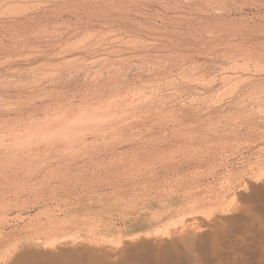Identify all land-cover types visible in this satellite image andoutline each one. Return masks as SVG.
I'll return each instance as SVG.
<instances>
[{
  "label": "rangeland",
  "instance_id": "1",
  "mask_svg": "<svg viewBox=\"0 0 264 264\" xmlns=\"http://www.w3.org/2000/svg\"><path fill=\"white\" fill-rule=\"evenodd\" d=\"M14 1H16V2H14ZM39 1H41V2H39ZM45 1L46 0H23V1L22 0H6V1L5 0L4 1L0 0V14L4 15V16L0 15V21H1V23H5V22H7L6 20L8 18H9L8 19V21H9L10 19L12 20L13 18H18L19 19L20 17H24V15H21V16L19 15L18 16L17 12L21 11V10H27L25 12H27L29 15H32V13L34 11L39 10V7L41 5H43L45 3ZM127 1H128V4H127ZM141 1H143L145 4H143V2L141 3ZM148 1H149V3H147ZM148 1L147 0L146 1L145 0H136V1L135 0H125V1H123L122 3H124V6H122V10L124 12L122 11V14H123L124 17L123 16L122 17L119 16V18H118V16H117V17H115L116 19H114V18L110 19V17L104 16L105 15V14H103L104 12H100V13H98V14H100L99 18H98V14H95L94 18L91 19V21H90V20L86 19V17H85L86 15L82 14L83 13L82 10H81V12L79 11V12L72 13L73 15L72 14H68L65 11L60 16H54V17L50 16L47 19L48 21L45 20L46 18H44L43 20L42 19L39 20V22L38 21H33L35 23H40V24H37V26L33 27L32 29H30L26 33V34L29 35V37L27 38L28 41L30 43H32V44H38V42L41 39V37H38L36 35H40L39 34L40 31H41L40 32L41 34H44L46 32L49 33V31L53 30L54 27H56V28L60 27L59 29H61L63 31H65V29H66V31H65L66 33L64 32V34H65L64 35L65 36L64 40L66 39V37H71L70 38L71 40H65L66 42L64 41V44H66V45H68L67 43H69V44L76 43L78 45L79 44L78 42H80V45H82L83 41H85L83 43V45H85L86 41L87 40L89 41L90 39L91 40L89 42H93L94 39H92V38L93 37L95 38V36H93L94 34L98 35V37L96 36L97 37V41H98L99 38H100L99 40H102V39L105 40V38H106L107 41L105 40V42L104 41H102V42H103V44L107 42L108 45L111 42H113L115 40V38L117 40H119L118 42H123V43L125 41L124 38H126V37L128 38L127 41H129V40L130 41L131 40L134 41V40H137L138 38H140V40L138 39L137 41L138 42L142 41V43H139L141 45H143V43H144V45L147 48L146 47H142V48L146 49V52L143 49H141L142 51L141 50L140 51L136 50L135 53L137 55H134L133 54L134 52L133 53L130 52L129 49L128 50L127 49L122 50L121 51L122 54L120 52L121 55L118 56L119 58H124V57L132 56V55H134L135 58L132 56L133 58H131V59L132 60L134 59L133 60L134 62L131 61V62L127 63L129 68H130L129 69L130 71L129 70L125 71V73H123L122 76H119L118 78H117L116 72H115L116 69L114 70V72H112L113 68H111V66H110L111 59L112 60L115 59V61H116L118 59V57L114 56L113 54L110 55L111 52L108 53L105 50L104 51L100 50L101 52H98V51L94 50V52H96V53H94L93 51L85 52L83 50L84 52L82 51L80 53L82 55H78L77 54V58L78 57L79 58L78 59L76 58V60L78 62L74 61L76 56L70 55V57L68 59L72 60L73 59L72 57H74V60H73L74 62L73 61L70 62V63H72V64H70V66L72 68L68 67L69 70L64 68V67L55 69V66H57L56 64H61V63H63V61L67 60V58L65 60H63L64 59L63 57L62 58L58 57V58L54 59L53 61L55 63L53 61L47 59V58H39L38 60H35V61L34 60L33 61H27V60L21 59L19 57H18V59H17V57L15 59V57L13 55L16 56L17 54H14V53H16V49H13L14 48L13 43L15 44L14 41H17V40L13 39V42H11L10 40H12L11 38H15L16 39V38H20V37L22 38L23 36H21V32L20 31H16L14 29H13L14 31L12 29H10V30L3 29L4 32L6 30H8V32L6 31L4 33L2 28H1L3 33L0 30V39L5 41L4 43L7 44L8 48L13 49V52L10 53V51H12V50H8L7 53L1 54L2 56L0 55V57H1L0 62L4 61L3 64L5 66H6L5 61L8 58L14 59L15 62L16 61H18V62L13 63L14 60L10 61V63L13 61L11 64L9 62L8 63L6 62L11 71L8 70L9 68L7 66L5 68V66L3 64H2V67H3L2 68L1 64H0V67H1L0 68V72L2 73V74L0 73V91H1L0 92V99H2L4 97L6 98V100L4 98L3 100L0 101V107H1L0 108V112H2V114L4 113V115H5V112L7 110L8 112H11L12 115H14V113H15L14 116L18 115L17 117H19V118H20V116L21 117L24 116L22 119L21 118L20 119L17 118L18 121L16 119H13V121H15V122L16 121L19 122V120L20 121L27 120L29 117H31L30 119L34 118L35 120H36V118L39 117L37 119V120H39L42 116H43L42 118L45 117L44 116V112H43L44 110H46V112H45L46 114H51L53 112V110H55L56 108L57 109L63 108L65 105H66V107L70 106L71 104H76V103H77V106L79 105L80 107L84 106V105H87L88 103H90L92 105L94 103H97L98 100H100V98L101 99L103 98L106 101L107 96L110 97L111 95H115V93L117 94V92H120L122 95H125L127 93V95H128V97L126 98L127 100L125 98L121 99V101H122L121 103L123 104V107H121V108H125L126 107L125 103H124L125 101L127 103L128 101H131L129 99L133 98L132 101L134 99L137 101V104H135V107L137 108L139 106V104H140V107L143 110H145V109L149 110V109H153V108L154 109L155 108H166L164 110L168 109L169 111H172L173 109H175L176 113H177V111H179L181 113V112H183L182 109H184V112H183L184 114L182 113L181 115L179 114V116H178L181 119L180 124L183 122L182 125H186L187 128L189 127L188 129L189 130L191 129L194 132V134H196L198 136L197 138L193 139L194 141H191V143L195 144L196 146L201 145L200 149L197 151V154H196V155H198V158L201 157V155L203 156L201 158V161H199L200 159L198 160V158H197V160H195L196 158L195 159L193 158L194 159V161H193V159L190 156H189L190 157L189 161L183 160L185 162V163L183 162V164L181 163V161H177L178 163L176 161L175 162L174 161H170L172 163L170 165V162H169L170 167H168L169 165H167L168 162H167V164L165 163V166L167 165L169 170H167V169L163 170L162 168L164 167V165H163V167L160 168L159 166H162V165L158 164L157 167L160 168L158 172H160V173L156 172L157 171L156 168H155L156 171L155 170H153V171L152 170H148V172L151 171V175L150 176L151 177L154 176V178H152L153 180L155 179L154 181L152 179L151 180L149 179L150 176L148 175V172H145V173H147L146 175L149 176V177L147 176L148 178H146L145 176H143L141 174H138V175H140V177H139L137 175L136 171H134L132 173L134 175V177L131 175L133 179H131V176H129V177L128 176L127 177L126 176H124V177L115 176L113 178H108L106 180L104 179L105 181H107V183L105 181H103L102 179L99 180L98 178H96L94 180L93 179H91V180L90 179H87V180L84 179L85 182H89V183L83 182L84 186L82 185V187H80V184H82L81 182H82L83 179L82 180H77V181L74 180V182L72 181L70 183V185L69 184L67 185L68 191H66V189H62V191L64 190V192L60 191L59 194H56V196L54 195L56 198H54V196L51 195L50 197L47 198V200H46L47 202L45 201L46 203L45 202L42 203L43 205L42 204H38L34 208H32L30 211L29 210L22 211L20 216L21 217L24 216V219L23 218L20 219L21 218L20 216H18V217L15 216L16 217L15 218L13 215H16L15 214L16 212L11 214V217H14V219L11 222V224L13 223L14 225H11V226L7 225L6 226L7 227L6 231L9 234L7 235V234H5L6 232H4V234L6 236L3 234L2 236L4 238L0 239V254L2 255V257H0V264H8V263L9 264H17L18 262L21 261V259H23L24 262H27V261L31 262V261H34V260H41V261H43V260H51V258H54L56 256H58V259H60L62 262H64L65 260H68L65 257L71 258V259L75 258V257L79 258V259L82 258V260L80 259L81 260L80 261L81 264H86L91 259L94 260L93 262H95L97 264H154V263L155 264H164L163 261L167 262V260H168V262L165 263V264H176L174 262H171V263L169 262V261L172 260L171 256L174 253H176V252L178 253V251H180L181 254H184V251H187V250H188V253H190L189 251H191V253L193 252L194 254H196L200 258V260H198V262L196 264H231V263L232 264H264V257H263L264 256V253H263L264 252V204H263L264 203V172H263L264 171V163H262V161L264 162V127H263L264 126V58H263L264 57V49L261 50V47L262 48L264 47V43H263L264 42V28H262V25L264 27V24H263V21H264L263 20L264 19V6H263L264 5V1L263 0H251V1L250 0H227V1L226 0H217L218 3H216V0H210V1L208 0L211 4L207 0H182L183 2L181 0H156V1L155 0H148ZM150 1H152V2L150 3ZM166 1H168V2H166ZM252 1H254V2H252ZM2 2L5 3V4H3ZM46 2L48 3V1H46ZM162 2H163V5H162ZM176 2L178 3L179 6L176 5ZM191 2H193L192 5H190ZM195 2H196V4H195ZM224 2H225V4H224ZM16 3L18 5V8L21 7V8H24V9H21V8H20L21 10L18 9ZM47 3H45V5H47V6L51 5L50 2H49V5ZM125 3H126V5H125ZM139 3H140V5H139ZM167 3H168L169 6L167 5ZM208 3H209V5H208ZM221 3H223V4H221ZM259 3H261V4H259ZM19 4H20V6H19ZM129 4H132L133 6H135V8L132 5L129 6ZM158 4H159V6H158ZM160 4H161V6H160ZM212 4H214V5H212ZM229 4H231V5H229ZM237 4H239V5H237ZM14 5L16 6V8H15ZM120 5H123V4H120ZM137 5H138L139 8L137 7ZM181 5L183 7H181ZM184 5H186V6H184ZM205 5L207 6V8H206ZM5 6L7 8L9 6L10 9L9 8L7 9ZM131 6H132V8H131ZM151 6H153V7H151ZM195 6H196V8H195ZM250 6H252V7H250ZM4 7H5V11H4ZM127 7L131 8L129 10V12H128ZM174 7L175 8L178 7V8H181L183 10H181V9H177L176 10ZM218 7H220L221 10ZM145 8H147V9H145ZM224 8H226V9H224ZM125 9H127V11ZM136 9L137 10H141L142 12L141 11H137ZM148 9H150V10H148ZM196 9H198V10H196ZM2 10H3V12H2ZM154 10H157L159 12L154 11ZM185 10H187V11H185ZM202 10H204V11H202ZM205 10H207L208 13ZM216 11H218V12H216ZM137 12H139L140 14L139 13L137 14ZM143 12H145V13H143ZM150 12H152V13H150ZM75 13L78 14L77 16H79V15L80 16L79 17L74 16V15H76ZM119 13H121V12H119ZM145 14H146V16L144 17ZM222 14H224V15H222ZM33 15H35V14H33ZM117 15H121V14H117ZM139 15H141V16H139ZM174 15H176V16H174ZM69 16H72V17H69ZM172 16H174V17H172ZM190 16H193L194 19L192 17H191L192 18L191 19ZM197 16H199V17H197ZM130 17H132V19ZM212 17H216L215 20ZM217 17H220L221 19H223V17H224V19H223L224 21H222V22H225V20H226V22L225 23H220L219 21H221V20L219 18H217ZM77 18H79L80 20L77 19ZM186 18H188V19H186ZM205 18H207L208 20L205 19ZM209 18H212V19H209ZM172 19H174V20H172ZM227 19H231V20H228V21H231V22H228ZM4 20H5V22H3ZM149 20H150V22H149ZM241 20L243 22L247 21L249 24L247 23L248 25H245L246 22L242 23ZM168 21H170V22H168ZM171 21L174 22V23H172ZM184 21H185V23H184ZM188 21H190V22H188ZM216 21H217V23L219 25L217 23H215ZM238 21H239V23H238ZM80 22L81 23H93V24H91L92 27L89 26V27L83 28V30H81L80 32L78 31V33L75 31L76 34L75 33H73V34H75L76 36L73 35L72 33H71L72 35L71 34L67 35V32L69 31L68 29H71L72 27H74L75 23H80ZM126 22L128 23V25L126 24ZM134 22L135 23H139V24L135 25ZM141 22H144V23H141ZM235 22H237V23H235ZM68 23L71 24V27L69 26L70 28L65 26ZM109 23H111V24H109ZM115 23H117V24H115ZM121 23L122 24L124 23L125 26L122 25ZM170 23H171V25H170ZM70 24H68V25H70ZM243 24H244V27L248 26V27H245V30H244V28H242ZM59 25H61V26H59ZM93 25H94V27H93ZM104 25L105 26L107 25V26L105 27ZM159 25H161V27ZM175 25L176 26L178 25V26L175 27ZM253 25L255 27H253ZM259 25L261 26V28L260 27L258 28ZM41 26L42 27H46V29L45 30H41V29H44ZM57 26H59V27H57ZM101 26H104V27H101ZM155 27H157V28L155 29ZM169 27H170V29H168ZM172 27H174V28H172ZM227 27H228V29H226ZM251 27H253L255 29H253ZM101 28H102V30H101ZM37 29H39V30H37ZM85 29H87V30L85 31ZM97 29L101 30V31L99 32ZM111 29H115V31H119V34H118V32L115 33V31H112ZM180 29L183 30L184 33H182V31ZM221 29H223V31ZM234 29H235V31H234ZM47 30H49V31H47ZM109 30H111V33H110ZM120 30H122V31H120ZM130 30L132 31V34H130L131 33ZM248 30H251V31H248ZM37 31H38V33H37ZM87 31H88V33H87ZM107 31H108L109 34L107 33ZM123 31H125V34H124ZM133 31H135V32H133ZM190 31H191V34H190ZM30 32H31V34H30ZM120 32L123 33L124 35H127L126 34V32H127L129 35L124 36V38H122L120 40V39H118V37L120 35H122V34H120ZM187 32H188V34H187ZM197 32H199V33H197ZM89 33H90V35H89ZM101 33H103V34H101ZM2 34H4V35H2ZM12 34H13V36H12ZM16 34L20 35V36H17ZM79 34L82 35V36L80 37ZM106 34H108L109 36H111V35L112 36L109 38V36L106 35ZM133 34H134V36H133ZM115 35L116 36L118 35V37H116ZM3 36L7 37V41L5 40L6 37H3ZM85 36H86V38H83ZM153 36H155L156 38L153 37ZM159 36H162V37H159ZM59 37H61V36H59ZM112 37L113 38L115 37L114 40H113ZM121 37H123V35ZM121 37H119V38H121ZM166 37H167V40L168 39H174V40H171V42L172 41H174V42L171 43L170 40H169V43H167V40L166 41L164 40V38L166 39ZM175 37L176 38L178 37L180 39H178V38L176 39ZM194 37L197 38V39H195ZM132 38H136V39H132ZM42 39H43V37H42ZM52 39H54V38L52 37ZM84 39H86V40H84ZM108 39H112L111 42L108 41ZM181 40H182V42L184 41V43H182ZM70 41L71 42L73 41V43H71ZM97 41H94V42H97ZM130 41H129V43H131V44H129V45H132L133 42H130ZM143 41H145V42H143ZM163 41H164V44H163ZM175 41H176V44H175ZM177 41L179 42V44L177 43ZM9 42L12 43V45H10ZM89 42H87V43H89ZM98 42H100V41H98ZM118 42L115 41V42H113L111 44L118 43ZM149 42H151V43H149ZM158 42L160 44L162 42V44L160 45ZM156 43H158V44H156ZM166 43L169 44V45L166 46L167 45ZM170 43H171V45L175 44V46H171ZM201 43H203V44H201ZM98 44H100V43H98ZM103 44L101 46H103ZM106 44H104V45H106ZM150 44H152V45H150ZM180 44H182V46L185 45L184 48L182 46H180ZM242 44H244L246 48L249 47L250 51L248 52L247 51L248 49H246L245 47H244L245 48V50H244L243 49L244 45H242ZM80 45H78V46L80 47ZM120 45H122V44H120ZM147 45L151 46V49H148ZM153 45H154V47H153ZM159 45L161 47L164 46L163 49ZM176 45H178V46L176 47ZM250 45H252V46L254 45L253 46L254 48L252 46L250 47ZM63 46H65V45H63ZM63 46H62V48H63ZM74 46H75V44H73V46H71V48H75L76 47V46L75 47ZM132 46H129V47L133 48ZM240 46H242V47H240ZM152 47H153L154 50L152 49ZM165 47H167V48H165ZM169 47H172V48H169ZM185 47H187V48H185ZM239 47L242 48L246 52L241 51L242 49L240 50ZM64 48H66V47H64ZM140 48L137 46V49H140ZM175 48H178V49H175ZM250 48H252V49H250ZM254 49H259V50L258 51L255 50L254 51ZM14 50H15V52H14ZM148 50H151V52H148ZM251 50H253L252 52H253L254 55L251 53ZM125 51H127V53ZM196 51H197V53H196ZM225 51H227V52H225ZM259 51H261V54H263V55H260ZM262 51H263V53H262ZM27 52L29 53V51H27ZM27 52H26V54H27ZM88 52H90L91 56L89 54L88 55L85 54V53H88ZM104 52L105 53L107 52V53L105 54ZM123 52L125 53L124 55H123ZM9 53H10L9 56L12 55L11 57L8 56ZM149 53L151 55H149ZM159 53L161 54L162 58L159 57L160 56ZM169 53H170V55H169ZM225 53H228V54L225 56L224 55ZM231 53H232V55L234 57L231 56ZM246 53L248 55H250V56H248V55L246 56ZM66 54L67 53H65V55ZM152 54H155V55L152 56ZM156 54L157 55L159 54V55L157 56ZM163 54L165 56L167 54V56L165 57ZM175 54H176V56H174ZM188 54H189V56H188ZM6 55H7L8 58L6 60H3V58L4 59L6 58ZM65 55H64V57H65ZM177 55L182 56V57L184 56L183 58H185V59H182L181 57L178 58ZM214 55H216V56H214ZM228 55H230V57H228ZM240 55H241V57H240ZM155 56H157V58ZM242 56H244V57H242ZM97 57H99V61L101 62L100 63L101 65L99 64L98 60L97 61L95 60V59H98ZM102 57H103V60H102ZM137 57H139V58H137ZM158 57H159V59H158ZM167 57H169V58L167 59ZM172 57H175V58H172ZM254 57H256V58H254ZM84 58H87V59L89 58L88 60L85 59L88 62L94 63L96 61V63H98V64L96 65V63H94L95 65H93L92 63L89 64L88 62H86L88 64H85V67H84V65H82L83 62L85 63ZM105 58H107V59H105ZM141 58H143L144 60L141 59ZM153 58H155V59H153ZM257 58H258V60H257ZM93 59H94V61H93ZM139 59H141V60H139ZM160 59H162V60H160ZM21 60H22V62H21ZM61 60H63V61H61ZM44 61H45V63L48 61L47 63H49V64H47V63L45 64ZM59 61L61 63H59ZM80 61H83V62L81 63ZM103 61H104V64H103ZM143 61H144V64H145L144 65L145 69L136 65V64H138V62H143ZM157 61H159L160 63L162 62L163 64L162 63L160 64ZM244 61L249 62V63L245 62L246 63L245 64ZM31 62H32V65H31ZM66 62H68V60ZM66 62H64V63H66ZM75 62H77V64ZM79 62L81 64V66H80ZM113 62H114V60H113ZM64 63L62 65H64ZM73 63H75L77 65L76 66L74 64L75 65L74 68H73V66H74ZM174 63H176L177 65L175 64L176 65L175 66ZM178 63H180L181 65L178 64ZM258 63H260V64H258ZM9 64L13 65V66L10 67ZM17 64H19V65H17ZM37 64H38V66H37ZM158 64H160V66L162 68ZM164 64H165V66H164ZM171 64H172V66H171ZM248 64H250V65H248ZM16 65L18 66V71L20 70L19 68L22 67L21 71H20V73H22V74H20L19 72L16 71L17 68L16 69L14 68L15 71H14V69H12L13 67H16ZM50 65H52V66H50ZM91 65H93V66H91ZM105 65H108V67L106 68ZM131 65H133V66H131ZM243 65H244V67H243ZM245 65H247L246 68H245ZM79 66H80V70L78 69ZM95 66H97L99 69L98 68L95 69L96 68ZM100 66H103L104 68L103 67L101 68ZM157 66H159V67H157ZM134 67H136V68H134ZM137 67H140V68H137ZM154 67H157L158 69L155 68L156 69L155 72L153 71V73H152V69L154 70ZM190 67H191V71H190ZM221 67H223V68H221ZM260 67H262V68H260ZM26 68L28 70L29 69L30 70L34 69L36 71H30L29 70V72H30V74H29V72H28V70ZM82 68H84V69H82ZM108 68L109 69L111 68L112 71L109 70ZM159 68H161V70ZM165 68L168 71H166ZM247 68H248V70H247ZM57 69L58 70L61 69V70L58 72ZM147 69H149V73L150 74L147 73L148 72ZM150 69H151V72H150ZM2 70H3V72H2ZM94 70L95 71L97 70V72L94 73L93 72ZM131 70H132V73H131ZM158 70H160V71L158 72ZM187 70H188V74L187 73L184 74V71L187 72ZM161 71H163L162 72L163 74L160 73ZM172 71H174V72H172ZM4 72H5V76H4ZM6 72H8V73H6ZM10 72H12V74ZM24 72L26 73V75H25ZM31 72L32 73L36 72V73L34 75ZM41 72H42V74H41ZM86 72H87V74H88V76L90 78L87 76ZM98 72H99V74H101L100 76L98 75ZM110 72H112V73H110ZM156 72H158V73H156ZM203 72H205V73H203ZM258 72H260V73H258ZM23 73H24V75H23ZM50 73H52V74H50ZM57 73H59V74H57ZM92 73H94L93 76L94 75H96V76H94V77L90 76V75H92ZM105 73H108V74H106L107 76L105 75ZM154 73L157 74V75H154ZM171 73H174V74H171ZM215 73H217V74H215ZM17 74H20V76H18ZM43 74H45V75H43ZM84 74H86V75H84ZM178 74L179 75L181 74V76H178ZM186 74H187V76H186ZM191 74H192V76H191ZM203 74L204 75L206 74L205 77H204ZM9 75H10V77H9ZM16 75H17V77H16ZM30 75H32V76L34 75V76L31 77ZM112 75H114V76H112ZM226 75H228V77ZM1 76L4 77L3 80H1L2 79ZM27 76H28V78H30L29 80L27 79ZM69 76H70V78H69ZM108 76H110L113 80L111 78H109L110 80H112V81H110L108 79ZM131 76L134 77V80H132V81L130 80V78H132ZM149 76H151V77H149ZM175 76H176V78H175ZM188 76H190V77H188ZM234 76L236 78H234ZM50 77H52V79H49ZM61 77H62L63 81L60 80ZM91 77L92 78L100 77L98 79H99V82L101 84L99 82H97L98 79H96V78L95 79L97 81L95 79L91 80ZM105 77H106V79H104ZM124 77H127V78H124ZM138 77H140V78H138ZM164 77H165V79H164ZM183 77H185V79ZM221 77L222 78L224 77L225 80L224 79L223 80L220 79ZM251 77L254 78V79H252ZM88 78L92 82H90L88 80ZM116 78H117V81L115 80ZM142 78H144V79H142ZM172 78H174V79H172ZM211 78H213V79L210 80ZM13 79L15 80V82H14ZM33 79H36L35 80V84H34V80ZM176 79L177 80L179 79V82H177ZM214 79H215V81H213ZM20 80H21V82H20ZM39 80H41V81H39ZM51 80H52V82H51ZM100 80H102V82ZM163 80H165L164 83H163ZM182 80H183V82H182ZM185 80H187V82ZM7 81H8V83H7ZM9 81H12V84ZM55 81H56V83H55ZM136 81H138V82L141 81V82H139L141 85H139L138 82L136 83ZM157 81H159V82L155 83ZM202 81H205L206 84H205V82L202 83ZM228 81L229 82L231 81V82L228 83ZM244 81H246V82H244ZM31 82H33L34 85H32ZM66 82H67L68 85L65 84ZM87 82H89L88 86L85 85V84H87ZM123 82L124 83L126 82V83L124 84ZM146 82L147 83L149 82L152 85L151 84L148 85ZM19 83H20V85H19ZM59 83L61 84V86H59L60 85ZM92 83H94L95 87L97 86L96 89L93 87ZM117 83H119V84H117ZM134 83L136 85V88H135ZM171 83H174V85H172ZM4 84L7 85V86H5ZM15 84H16V86H15ZM17 84H18L19 87H21V89H23V91L19 87H17ZM26 84H28V86ZM54 84H56V85H54ZM79 84H80V86H79ZM82 84H83V86H82ZM103 84H105V85L103 86ZM110 84H112L113 86L110 85ZM235 84H236V86H235ZM1 85L5 86V87H3ZM21 85H26V86H25V88H23L24 86L22 87ZM31 85H32V87H31ZM45 85H47V86L45 87ZM101 85L103 86V88H102ZM125 85H128L129 87L128 86L126 87ZM167 85H169V86H167ZM12 86L13 87L15 86L17 88L14 87V90H13ZM57 86L59 88L61 87L63 89L65 87L66 88L64 90L60 89V91L62 92L61 93L60 91L57 92V90H58ZM73 86H74V88L77 87L78 89H74ZM81 86H82V88H81ZM120 86H122V87H120ZM152 86H153V89H152ZM172 86H175V87H172ZM178 86H179V88H178ZM35 87L36 88L39 87L40 89L39 88L36 89ZM68 87H69V89H68ZM231 87L232 88L234 87L233 88L234 91L231 90L232 89ZM4 88H6V89L10 88V89H7L8 90L7 91L6 89L4 90ZM18 88H19V90H18ZM47 88H49V89H47ZM52 88L54 90H52ZM84 88L85 89L86 88H88V89L91 88V89H89V90L86 89L87 90L86 91ZM98 88L100 89V91H99ZM180 88H181V90H180ZM226 88H229V90H231V91H228V89H226ZM45 89H47V90H45ZM50 89L53 92H51ZM70 89L75 90V92L74 91L70 92L71 91ZM92 89H95V92ZM97 89H98V91H97ZM115 89H117L116 92H115ZM126 89H127V92H125ZM136 89L140 90V91H137ZM33 90L36 91L38 94L41 93L40 96L45 94L44 95L45 97L41 96V98L43 97L44 99H40V96L36 92H34ZM43 90H45V91L43 92ZM81 90L83 92L85 90L86 93L85 92L81 93L80 92ZM224 90H227V91H225V92H227V94H225L223 92ZM5 91L8 92V93H6ZM15 91L19 95H17L15 93ZM96 91L99 92V93H97ZM108 91L110 92V94H109ZM111 91H112V93H111ZM141 91H142L143 94L141 93ZM49 92H51L50 94H52L53 99L56 98V95H57V97L60 94H61V96L62 95L63 96L62 97L59 96L60 100H58V98H56L55 100H52V98L48 99L46 96H48L47 94H49ZM64 92H67V93H65V95H64L63 94ZM133 92H134V94H131ZM150 92H151V95L149 94ZM164 92H167V93H164ZM11 93H13V94H11ZM58 93H60V94H58ZM71 93L73 95H75V96L71 97L72 96ZM87 93H88V95H86ZM89 93H91V94H89ZM123 93H125V94H123ZM35 94L39 98H37V96H35ZM84 94H85V96H84ZM93 94H95L96 96L93 95ZM97 94L100 95V96H97ZM105 94L106 95L108 94V95L106 96ZM156 94H157V96H156ZM244 94H245V96H244ZM260 94H261V96H260ZM4 95H6V96L8 95V97H6ZM9 95H10L12 101H15L12 98H15L16 101H17V99H19L17 101V103L16 102L15 103L12 102L10 100V98H9ZM16 95L19 96V97H17ZM22 95H23V97H22ZM31 95H32V97H34V99L32 97H30ZM66 95H68V97H70L69 100H68V97ZM140 95H142V96H140ZM197 95H199V96H197ZM207 95H208L209 98L207 97ZM24 96H26V97L23 100ZM82 96L86 97L84 99V102H83V97ZM145 96L148 97V98H146ZM20 97L22 98L23 102L21 101L20 104H19V101L21 100ZM35 97L37 98V100H36ZM76 97H77V99L80 102H78V100H76ZM8 98H9L10 101H8ZM26 98H27V100H26ZM28 98L30 100H28ZM31 98H32V102H31L32 104L30 103ZM62 98H63V100H62L63 102L66 101L64 106L62 105L64 103L61 102ZM66 98H67V100L64 101V99H66ZM161 98H163V99H161ZM194 98H196V100ZM203 99L205 101H207L208 103H206ZM220 99H223V100L221 101ZM259 99H260V101H259ZM47 100L49 101V104H48V102H46ZM50 100H51V102H50ZM102 100L100 102H102ZM119 100L120 99H118L117 102H119ZM138 100H140V102H138ZM257 100H258V102H257ZM3 101H4V103H3ZM5 101H7L8 104ZM53 101L55 102V104H54ZM58 101H60L59 104L60 103H62V104L61 105H59L58 103L56 104V102H58ZM217 101L219 103H217ZM25 102L28 103V104L26 103L28 105V107L25 105ZM34 102L37 103V104H35ZM67 102H69V103H67ZM74 102H76V103H74ZM22 103H24V104H22ZM39 103H42V105H45V103H46L48 107L46 105L42 106ZM52 103L55 106H53ZM84 103H86V104H84ZM128 103H130V102H128ZM202 103H203V105H202ZM230 103H232V104H230ZM251 103H253V104H251ZM6 104H7L8 108L11 107V106L9 107V105H13V104H14L13 106H15V107L19 106L20 110H16L18 108H15L13 106H12V108H10V110H8L7 107L3 108V106H5ZM21 104L24 105V106L21 107L22 106ZM56 105H58V106L56 107ZM25 106H26V108H25ZM37 106H39L40 108L37 107ZM222 106L225 107L224 109L227 110V113L228 112H232L234 116L238 115V116L235 117V118L238 117L237 120L236 119H232V118H231L232 119L231 120V119H229V117H227V118L226 117H222V119H220L221 117H218V114H219L218 110H220V107H222ZM20 107L23 108L24 110L21 109ZM45 107L48 110H50L51 112L48 111ZM50 107H53V108L56 107V108L53 109V108H50ZM70 107H72V105ZM73 107L76 108L75 105ZM140 107H138V108H140ZM172 107H174V108H172ZM248 107H250V108H248ZM28 108H30V109H28ZM42 108H44V110H42ZM4 109H6V110H4ZM51 109H53V110H51ZM1 110H3V111H1ZM14 110H16L17 113ZM21 110H23V111H21ZM29 110L31 112H33V111L34 112L31 113ZM56 110H55V112H56ZM24 111L28 115L30 113L31 116L26 115ZM190 111H192L193 114L194 115L196 114L198 117H196V115L194 116L192 114V112H190ZM209 111L210 112L212 111L211 113H214V114H211ZM185 112L188 115H186ZM234 112L235 113L238 112V113L235 114ZM248 112H249V115H248ZM259 112H261V113L259 114ZM34 113L37 114L38 116L36 115L37 116L36 117ZM42 113H43V115H42ZM208 114H209V117L211 115L219 124H220V122H222L223 125L220 124V128H219L221 130L226 129V128L227 129H229V128L230 129L231 128L232 129H236L237 128L236 130H238V132H234V134L233 133H230V134L228 133V138H229L228 141H230V143L225 139L226 143H225V141H222L223 145L221 147H220L219 143L216 144L218 141L216 139H214L212 136H210L212 134H210L211 131L208 130L209 127H210V126H208L210 124V122L208 123L206 121L209 118ZM239 114H241L242 116L239 115ZM203 115L205 117L207 115V117H208V118H205L204 121H203V119H204ZM26 116H28V117H26ZM184 116H185V119H184ZM1 117H0V119H1ZM3 117H2L1 120L4 121ZM181 117H183V119ZM244 117H246L245 120H244ZM6 118L7 117H5V119ZM42 118H41V120H42ZM192 118H194V120ZM198 118H200V121H199ZM169 119L167 121H165V124H164V121H163L162 125H165V126L167 125L165 127L167 129V132L169 131L173 136H175L174 133H172L173 130L171 129V128H173L172 124H174V123H173V121H171L172 119L171 120H169ZM214 119L211 122L215 123ZM10 121H12V120H10ZM10 121H9V123H7V125L8 124L10 125V123H11V125H10V128H11V126L13 125L14 122L12 123ZM195 121L197 123H195ZM208 121H210V120L208 119ZM235 121H237V124L235 123ZM167 122H168V124H167ZM177 123L178 122L175 123V127H176ZM218 123H215V124L219 125ZM244 123H246V124H244ZM192 124H193V126H192ZM202 124H204V125H202ZM226 125H228V126L226 127ZM233 125H235V126H233ZM4 126H5V124H4ZM200 126H201V128H200ZM256 126H258V127H256ZM179 127H181V126H179ZM202 127H204V128H202ZM251 128H253V130ZM144 129H145L144 127H141L139 129V131H137V133L138 134H144L146 136L148 135L149 138L157 137L158 136L157 134H159L158 130L157 131H151V132L148 131L149 132L148 133ZM244 131H246V132H244ZM252 132H254V133H252ZM87 135L85 137L88 138V139L90 138L89 140L92 142V140L94 139L93 137H95V135H92V134L91 135L89 134L88 136ZM229 135H230V137H229ZM233 135L234 136L236 135L235 136L236 138L233 137ZM49 136L48 137L46 136V137H43V138L44 139L48 138V141L51 140V141H49V143L50 142L54 143L55 140H56L55 143H58V144L51 143V144L54 145V146L52 145L53 147L51 146V148L53 150L52 149L50 150V148H49L50 146L47 145V143H46L45 146H47L48 149H46V147L44 145L40 144V146H39L37 143H41V140H40V142H34V143H32L33 141H30V144H28V146L30 145V147H32L36 143L35 146L37 147L36 149H34L33 147L30 148V149H32L30 151V153L36 154L35 150H37L36 152H38V151L40 152V153H38V156H40V154H41V156L43 158H47V156L57 155L58 153H60V151H58V149L61 146H63V144L65 143L64 142L65 140L63 139L64 141H61L62 138L60 139V136H59L58 138L60 140L57 141V139H58L57 137H56L57 139H55V138L52 139V137L50 136L51 137L50 138ZM209 136H210V138H208ZM247 136H250V137H247ZM91 137L93 139H91ZM182 138L183 137H178L176 135L175 137H173L172 140L170 139L171 141H169V145H171V146H169V147L167 146L166 147L169 150H167L165 148V151L167 150L168 152L167 151L166 152L169 153V154H176V153H174L175 151L177 153L179 152L176 155V158H174L175 160L177 158L179 159L180 154H182V149L184 150V149L187 148L186 150H184L187 153L186 155H191L190 149H189V146H188V144L190 143L189 142L190 139H186V141H185V138H183V139ZM199 138H202V139H199ZM4 139H5L6 142L8 141V143H10L13 140V139H11L10 142H9V137L8 138L6 137ZM206 139H209V141L207 140V142H206L205 141ZM45 140H47V139H45ZM232 140H233V142H232ZM0 141H1V139H0ZM42 141H44V140H42ZM59 141H61L62 143L60 144ZM248 141H250V142H248ZM44 142L42 144H45ZM79 142L76 143V141H75L74 143L76 145V144H80ZM95 142H97V141H95ZM227 143H228V145H227ZM247 143H249V144H247ZM239 144H240V146H238ZM56 145H58V146H56ZM38 146H39V148H38ZM42 146H43V148H42ZM77 146H79V145H77ZM77 146H75V147H77ZM216 146H217V148H216ZM44 147H45V149H44ZM57 147H59V148H57ZM206 147H208V148H206ZM55 148H57V149H55ZM28 149L26 148L25 150H28ZM62 149H63V147H62ZM171 149H172V151L170 153L169 151ZM33 150H34V152H33ZM59 150H61V148ZM202 150H204V151H206V153H208L206 157H204L206 153L202 152ZM218 150H220V151L218 152ZM27 152H29V151H27ZM44 152H45V154H44ZM216 152H218L219 154L216 153ZM42 153H43V155H42ZM54 153H56V154H54ZM211 154H213L214 156L211 155ZM236 154H238V155H236ZM182 155H181V157H182ZM196 155H195V157H196ZM41 156L39 158H42ZM221 156H222V158H221ZM189 157H186V158H189ZM203 159H205V160H203ZM188 162H190V163H188ZM199 163H200V165H199ZM211 163H213V164H211ZM176 164H179V165H176ZM171 166L172 167L174 166V168H172ZM210 167H211V169H210ZM141 169H145V168L142 167ZM172 169H174V170H172ZM196 169H198V170H196ZM261 169H263V170H261ZM195 170H196V172H195ZM152 173H154L155 175L154 174L152 175ZM163 173H164V175H163ZM262 173H263V175H262ZM171 174H174V175H171ZM158 175L160 176V179L158 178L160 180L159 184H157V182L159 181V180H157V176ZM257 175H259V177ZM137 176L140 179L137 180V178H136ZM232 177H235V178H232ZM114 179H115V181H114ZM88 180H90V181H88ZM92 180H93V182L96 181L95 183H91V184H94V186L90 184V182ZM112 180L114 181L113 182L114 186H115V184L118 181L119 184H116V186L119 185L120 189H117L116 186L115 187L113 186V184L111 182ZM131 180L132 181L134 180L135 182L137 181L138 184L143 185V186L136 185L137 182L134 183V181L131 182ZM139 180L142 181V182L140 183ZM149 180L153 181V182L151 183V182H149ZM172 180H174V181H172ZM78 181H80V182L76 183ZM98 181H101L103 184L101 185L100 184L101 182L98 183ZM108 182H109L110 185L108 184ZM168 182L170 183V186H169ZM171 182H174V183H171ZM121 183H123V184H121ZM132 183L134 184V186H132ZM153 183H154V185H158V186H154L153 185L154 188L156 187L154 191H153L152 188L149 189V184L151 186ZM72 184L73 185L76 184L75 187L77 189L75 187H73ZM87 184H88V187H87ZM105 184H108L107 187H106ZM145 184L148 187L144 186ZM100 185H101V187H99ZM124 185H126V186H124ZM176 185L179 188H177ZM120 186L124 187V188L122 187L124 191L121 189ZM70 187L72 189L69 191ZM145 187H147V188H145ZM162 187H164L163 188L164 190H162ZM246 187H248V188H246ZM103 188H105V190ZM116 189H117V192L114 193L116 191ZM151 189H152V191H150ZM246 189H248V190L246 191ZM108 190L110 192H112V190H114L113 191L114 194H117V193L119 194L120 191L118 192V190H121V194H122V191L123 192H125V190H127V191L125 193H123L124 195L120 194V196H119L117 194V195L113 196V193L108 192ZM104 191H106V192L103 193ZM163 191H164V193H162ZM107 192L110 193V194L107 195ZM257 192H259V193H257ZM103 194H105V196ZM155 194H157V195H155ZM158 194H160V195H158ZM162 194H164V195H162ZM57 196H59V197H57ZM112 196H113V198H109V197H112ZM247 196H249L251 199L249 197H247ZM49 198L50 199L53 198V199L50 200ZM235 198H236V200H235ZM261 198H262V200H261ZM114 199H116V200H114ZM66 207H67V209H66ZM17 220H18V222H17ZM232 221H233V223H232ZM234 222H236V223H234ZM36 223L37 224L39 223L40 226H38L39 224L37 225ZM27 224H29V225H27ZM232 226H234V227H232ZM11 232H12V234H11ZM226 238H227L228 241L226 240ZM236 243H238V244L236 245ZM213 244H216V246H218V248H217L218 251L214 247ZM228 245H229V247H228ZM179 246H180V248H178ZM209 247H210L211 250L209 249ZM211 247H214V249L217 252L213 253L215 250L212 251ZM174 249L177 250V251L174 252ZM19 255L21 256V258H20ZM196 255H194V256H196ZM18 256H19V258H18ZM24 257H26V258H24ZM198 257H197V259H199ZM212 257H214V258H212ZM231 257H233V258L231 259ZM25 260H27V261H25ZM60 260H58V261H60ZM22 261L20 263H22ZM247 261H248V263H247Z\"/></svg>",
  "mask_w": 264,
  "mask_h": 264
},
{
  "label": "bare ground",
  "instance_id": "2",
  "mask_svg": "<svg viewBox=\"0 0 264 264\" xmlns=\"http://www.w3.org/2000/svg\"><path fill=\"white\" fill-rule=\"evenodd\" d=\"M4 1V0H3ZM6 1V0H5ZM23 1V0H22ZM46 1H48V3L46 2ZM45 1V3H47L48 5H49V2L51 3V5H49V6H47V5H45V3L43 4V5H41L40 7H39V10H37V11H34L33 13H32V15H29L27 12H25V11H27V10H21V9H24V8H18V5H17V3H16V5H17V8L18 9H20L21 11H18L17 13H18V16L20 15H24V17H20L19 19L18 18H13L12 20L10 19L9 21H8V19L6 20L7 22H5V20L3 21V22H5V23H1V21H0V30H1V28H2V30L3 29H8V30H10V29H14V30H16V31H20L21 32V36H23L22 38L20 37V38H11L12 40H10L11 42H13V39L14 40H17V41H14L15 42V44L13 43V45H14V48L13 49H16V53H14V54H17L16 56L15 55H13L14 57H15V59H16V57H17V59H18V57L19 58H21V59H24V60H27V61H35V60H38L39 58H47V59H49V60H51V61H53L54 59H56V58H58V57H63L64 59L63 60H65L66 58H67V60H68V62H66L67 60H65V61H63V60H61V61H63V63L64 62H66V63H64V65H62L63 63H61L60 61H59V63H61V64H56L57 66H55V69L56 68H62V67H64V68H66V69H68V67H71L70 66V64H72V63H70V62H72L73 60H74V57H72L71 59L72 60H69L68 58L70 57V55H72V56H76L75 57V60L74 61H77L76 60V58H77V54L78 55H82V54H80L83 50L85 51V52H87V51H93L94 52V50L95 51H98V52H101L100 50H102V51H107L108 53L109 52H111V54L110 55H114V56H119V55H121L122 54V50H124V49H129V51L130 52H134L133 54L134 55H137L135 52H136V50L138 51H140L141 49H143L145 52H146V49H144V48H142V47H146L145 45H144V43H143V45H141V44H139V43H142V41L141 42H138L137 40L139 39L140 40V38H138L137 40H129L130 42H133L132 43V45H129V44H131V43H129V41H127V37L126 38H124V36H127V35H129L127 32H126V34L127 35H124L125 34V31L127 30H125V31H123L124 32V34L123 33H121L120 32V34H122L123 35V37H121L122 35H120L119 37H121V38H119L118 37V35L116 36V37H118V39H122V38H124L125 39V41H124V43L123 42H118L119 40H117L115 37V40H114V38H113V42H115V41H117L118 43H114V44H111V43H113V42H111V40L112 39H108V41H110L111 43L108 45V43L106 44V43H104V44H106V45H104L103 44V42L102 41H104L105 42V40H106V38H105V40L104 39H102V40H99L98 39V41H100V42H98L97 41V37H98V35H93V36H95V38L93 37L92 39H94L93 40V42H89L91 39V37L89 38L90 40L88 41H86V43L87 42H89V43H85V45H83V43L85 42V41H83V43H82V45H80V42H78L79 44L78 45H80V47L76 44V43H73V41L71 42V43H73V44H75V48H71V46H73V44H69V43H67L68 45H66V44H64V41L65 40H71L70 38L71 37H66V39L64 40V32L66 31V29H65V31H63V30H61V29H59L60 27L59 26H61V25H59V26H57V27H59V28H56V27H54V29L53 30H51V31H49V30H47V31H49V33L48 32H46V33H44V34H41L40 32H39V34L40 35H36V36H38V37H41V39L39 40V42H38V44H32V43H30L29 41H28V37H29V35L28 34H26L30 29H32L33 27H35V26H37V24H40V23H35V22H33V21H38L39 22V20H43L44 18H46L45 20H47L50 16H60V15H62V13L63 12H65L66 11V13H68V14H72V13H74V12H81V10H82V14H84V15H86L85 17H86V19L87 20H90L91 21V19H93L94 18V15L95 14H98V13H100V12H104L103 14H105L104 16H107V17H110V19L111 18H114V19H116L115 17H117L118 16V18H119V16H123V14H122V6H124V3H122L123 1H125V0H46ZM136 1V0H135ZM146 1V0H145ZM148 1V0H147ZM156 1V0H155ZM182 1V0H181ZM208 1V0H207ZM210 1V0H209ZM208 1V2H209ZM227 1V0H226ZM251 1V0H250ZM264 1V0H263ZM14 2H16V1H14ZM39 2H41V1H39ZM143 1H141V3H142ZM152 1H150V3H151ZM158 2V1H157ZM161 2V1H160ZM166 2H168V1H166ZM183 2V1H182ZM204 2V1H203ZM230 2V1H229ZM228 2V3H229ZM235 2V1H234ZM246 2V1H245ZM252 2H254V1H252ZM259 2V1H258ZM3 3V2H2ZM1 3V4H2ZM9 3V2H8ZM38 3V2H37ZM43 3V2H42ZM41 3V4H42ZM147 3H149V1L147 2ZM156 3V2H155ZM186 3V2H185ZM192 3L193 2H191V4L190 5H192ZM210 3V2H209ZM209 3H208V5H209ZM216 3H218L217 2V0H216ZM215 3V4H216ZM220 3V2H219ZM233 3V2H232ZM242 3V2H241ZM257 3V2H256ZM3 4H5V3H3ZM120 4H123V5H120ZM127 4H128V1H127ZM134 4V3H133ZM143 4H145L144 2H143ZM142 4V5H143ZM171 4V3H170ZM195 4H196V2H195ZM201 4V3H200ZM211 4V3H210ZM221 4H223V3H221ZM224 4H225V2H224ZM245 4V3H244ZM253 4V3H252ZM259 4H261V3H259ZM258 4V5H259ZM32 5V4H31ZM78 5V6H77ZM125 5H126V3H125ZM130 5H132V4H129V6ZM139 5H140V3H139ZM152 5V4H151ZM162 5H163V2H162ZM167 5H168V3H167ZM176 5H178V3L176 2ZM198 5V4H197ZM203 5V4H202ZM207 5V4H206ZM205 5V6H206ZM212 5H214V4H212ZM217 5V4H216ZM215 5V6H216ZM229 5H231V4H229ZM233 5V4H232ZM237 5H239V4H237ZM11 6V5H10ZM15 6V5H14ZM19 6H20V4H19ZM24 6V5H23ZM22 6V7H23ZM133 6V5H132ZM132 6H131V8H132ZM146 6V5H145ZM158 6H159V4H158ZM160 6H161V4H160ZM165 6V5H164ZM169 6V5H168ZM179 6V5H178ZM184 6H186V5H184ZM188 6V5H187ZM221 6V5H220ZM223 6V5H222ZM264 6V5H263ZM6 7V6H5ZM5 7H4V11H5ZM28 7V6H27ZM134 8H135V6H133ZM137 7H138V5H137ZM136 7V8H137ZM151 7H153V6H151ZM181 7H183L182 5H181ZM198 7V6H197ZM227 7V6H226ZM242 7V6H241ZM250 7H252V6H250ZM7 8V7H6ZM8 8H9V6H8ZM7 8V9H8ZM15 8H16V6H15ZM124 8V7H123ZM131 8H128L127 7V9H128V12H129V10L131 9ZM139 8V7H138ZM141 8V7H140ZM167 8V7H166ZM172 8V7H171ZM175 8V7H174ZM195 8H196V6H195ZM204 8V7H203ZM206 8H207V6H206ZM214 8V7H213ZM218 8H220V7H218ZM223 8V7H222ZM231 8V7H230ZM261 8V7H260ZM10 9V8H9ZM65 9V10H64ZM127 9H125L126 11H127ZM145 9H147V8H145ZM168 9V8H167ZM176 10L177 9H181V8H178V7H176L175 8ZM192 9V8H191ZM202 9V8H201ZM209 9V8H208ZM212 9V8H211ZM215 9V8H214ZM224 9H226V8H224ZM17 10V9H16ZM137 10V9H136ZM135 10V11H136ZM144 10V9H143ZM148 10H150V9H148ZM161 10V9H160ZM171 10V9H170ZM169 10V11H170ZM181 10H183V9H181ZM196 10H198V9H196ZM217 10V9H216ZM220 10H221V8H220ZM125 11V12H126ZM137 11H141V10H137ZM154 11H157V10H154ZM168 11V10H167ZM185 11H187V10H185ZM202 11H204V10H202ZM205 11H207V10H205ZM224 11V10H223ZM260 11V10H259ZM2 12H3V10H2ZM119 12H121V13H119ZM124 12V11H123ZM131 12V11H130ZM142 12V11H141ZM157 12H159V11H157ZM194 12V11H193ZM215 12V11H214ZM216 12H218V11H216ZM220 12V11H219ZM226 12V11H225ZM245 12V11H244ZM5 13V12H4ZM16 13V14H17ZM37 13V14H36ZM127 13V12H126ZM125 13V14H126ZM132 13V12H131ZM134 13V12H133ZM139 12H137V14H138ZM143 13H145V12H143ZM150 13H152V12H150ZM163 13V12H162ZM172 13V12H171ZM184 13V12H183ZM187 13V12H186ZM206 13V12H205ZM207 13H208V11H207ZM228 13V12H227ZM262 13V12H261ZM33 14H35V15H33ZM76 14V13H75ZM117 14H121V15H117ZM140 14V13H139ZM148 14V13H147ZM154 14V13H153ZM156 14V13H155ZM179 14V13H178ZM190 14V13H189ZM204 14V13H203ZM231 14V13H230ZM0 15H3V14H0ZM73 15V14H72ZM78 14H76V15H74V16H77ZM99 15L100 14H98V18H99ZM149 15V14H148ZM151 15V14H150ZM186 15V14H185ZM217 15V14H216ZM222 15H224V14H222ZM226 15V14H225ZM4 16V15H3ZM14 16V15H13ZM80 16V15H79ZM79 16H77V17H79ZM127 16V15H126ZM139 16H141V15H139ZM143 16V15H142ZM146 16V14L144 15V17ZM160 16V15H159ZM167 16V15H166ZM174 16H176V15H174ZM174 16H172V17H174ZM182 16V15H181ZM239 16V15H238ZM6 17V16H5ZM10 17V16H9ZM69 17H72V16H69ZM84 17V18H85ZM106 17V18H107ZM120 17V18H121ZM124 17V16H123ZM179 17V16H178ZM183 17V16H182ZM181 17V18H182ZM188 17V16H187ZM193 18V16H190V18ZM197 17H199V16H197ZM221 17V16H220ZM220 17H217V18H219L221 21H219L220 23H225L226 22V20H225V22H222V21H224L223 19H224V17H223V19H221ZM244 17V16H243ZM7 18V17H6ZM11 18V17H10ZM81 18V17H80ZM129 18V17H128ZM131 19H132V17H130ZM164 18V17H163ZM184 18V17H183ZM191 18V19H192ZM212 18H214V20H215V18L216 17H212ZM212 18H209V19H212ZM228 18V17H227ZM232 18V17H231ZM237 18V17H236ZM71 19V18H70ZM77 19H79V18H77ZM134 19V18H133ZM140 19V18H139ZM169 19V18H168ZM177 19V18H176ZM186 19H188V18H186ZM194 19V18H193ZM204 19V18H203ZM205 19H207V18H205ZM240 19V18H239ZM242 19V18H241ZM253 19V18H252ZM80 20V19H79ZM82 20V19H81ZM104 20V19H103ZM157 20V19H156ZM164 20V19H163ZM162 20V21H163ZM172 20H174V19H172ZM178 20V19H177ZM208 20V19H207ZM206 20V21H207ZM213 20V21H214ZM217 20V19H216ZM228 20H231V19H227V21ZM264 20V19H263ZM48 21V20H47ZM110 21V20H109ZM153 21V20H152ZM176 21V20H175ZM211 21V20H210ZM233 21V20H232ZM242 21V20H241ZM262 21V20H261ZM42 22V21H41ZM45 22V21H44ZM67 22V21H66ZM118 22V21H117ZM149 22H150V20H149ZM154 22V21H153ZM156 22V21H155ZM164 22V21H163ZM167 22V21H166ZM168 22H170V21H168ZM172 22V21H171ZM180 22V21H179ZM188 22H190V21H188ZM228 22H231V21H228ZM244 22H246V24L245 25H248L249 23L247 22V21H244ZM243 21H242V23H244ZM257 22V21H256ZM131 23V22H130ZM141 23H144V22H141ZM172 23H174V22H172ZM176 23V22H175ZM184 23H185V21H184ZM212 23V22H211ZM215 23H217V21L215 22ZM233 23V22H232ZM231 23V24H232ZM235 23H237V22H235ZM238 23H239V21H238ZM241 23V22H240ZM248 23V24H247ZM262 23V22H261ZM53 24V23H52ZM51 24V25H52ZM58 24V23H57ZM68 24H70V23H68ZM65 25L66 27H71V24L70 25ZM91 24H93V23H75V26L74 27H72L71 29H68L69 31L67 32V35L68 34H73V33H75V31L78 33V31L80 32L81 30H83V28H86V27H89V26H91L92 27V25ZM95 24V23H94ZM100 24V23H99ZM109 24H111V23H109ZM115 24H117V23H115ZM122 24V23H121ZM126 24L128 25V23L126 22ZM132 24V23H131ZM134 24L136 25V24H139V23H135L134 22ZM156 24V23H155ZM168 24V23H167ZM201 24V23H200ZM218 24V23H217ZM263 24H264V21H263ZM113 25V24H112ZM122 25H124V23L122 24ZM126 25V26H127ZM147 25V24H146ZM170 25H171V23H170ZM179 25V24H178ZM177 25V26H178ZM183 25V24H182ZM181 25V26H182ZM219 25V24H218ZM230 25V24H229ZM242 25V24H241ZM240 25V26H241ZM251 25V24H250ZM262 25V24H261ZM45 26V25H44ZM56 26V25H55ZM98 26V25H97ZM105 26V25H104ZM104 26H101V27H104ZM107 26V25H106ZM105 26V27H106ZM120 26V25H119ZM125 26V25H124ZM132 26V25H131ZM150 26V25H149ZM160 27H161V25H159ZM176 25H175V27H177ZM188 26V25H187ZM231 26V25H230ZM235 26V25H234ZM252 26V25H251ZM42 27V26H41ZM65 27V28H66ZM69 27V28H70ZM93 27H94V25H93ZM112 27V26H111ZM110 27V28H111ZM115 27V26H114ZM138 27V26H137ZM166 27V26H165ZM183 27V26H182ZM205 27V26H204ZM210 27V26H209ZM223 27V26H222ZM237 27V26H236ZM242 27V26H241ZM245 27H248V26H245ZM245 27H244V24H243V27L242 28H244V30H245ZM253 27H255L254 25H253ZM253 27H251V28H253ZM261 28V26L259 25L258 26V28ZM42 28H44V29H41V30H45L46 29V27H42ZM113 28V27H112ZM117 28V27H116ZM115 28V29H116ZM157 27H155V29H156ZM172 28H174V27H172ZM171 28V29H172ZM186 28V27H185ZM200 28V27H199ZM232 28V27H231ZM238 28V27H237ZM262 28H264L263 27V25H262ZM35 29V28H34ZM89 29V28H88ZM100 29V28H99ZM115 29H111L112 31H115ZM129 29V28H128ZM159 29V28H158ZM161 29V28H160ZM168 29H170V27L168 28ZM190 29V28H189ZM188 29V30H189ZM209 29V28H208ZM226 29H228V27L226 28ZM236 29V28H235ZM235 29H234V31H235ZM253 29H255V28H253ZM2 30H1V32H2ZM8 30H6L7 32H8ZM13 30V31H14ZM37 30H39V29H37ZM87 29H85V31H86ZM92 30V29H91ZM98 30V29H97ZM96 30V31H97ZM101 30H102V28H101ZM101 30H98L99 32L101 31ZM111 30H109L110 31V33H111ZM117 30V29H116ZM166 30V29H165ZM179 30V29H178ZM181 30V29H180ZM187 30V29H186ZM201 30V29H200ZM222 31H223V29H221ZM237 30V29H236ZM243 30V31H244ZM247 30V29H246ZM5 31V32H6ZM33 31V30H32ZM90 31V30H89ZM95 31V32H96ZM97 31V32H98ZM120 31H122V30H120ZM131 31V30H130ZM182 31V33H184L183 32V30H181ZM195 31V30H194ZM248 31H251V30H248ZM3 32H4V30H3ZM2 32V33H3ZM4 32V33H5ZM44 32V31H43ZM94 32V31H93ZM116 32H118V34H119V31H115V33ZM129 32V31H128ZM133 32H135V31H133ZM203 32V31H202ZM219 32V31H218ZM10 33V32H9ZM36 33V32H35ZM37 33H38V31H37ZM66 33V32H65ZM87 33H88V31H87ZM92 33V32H91ZM107 33H108V31H107ZM114 33V34H115ZM137 33V32H136ZM140 33V32H139ZM167 33V32H166ZM194 33V32H193ZM197 33H199V32H197ZM20 34V33H19ZM30 34H31V32H30ZM71 34V35H72ZM76 34V33H75ZM75 34H73V35H75ZM101 34H103V33H101ZM109 34V33H108ZM108 34H106V35H108ZM130 34H132V31H131V33ZM169 34V33H168ZM187 34H188V32H187ZM190 34H191V31H190ZM220 34V33H219ZM2 35H4V34H2ZM17 35V34H16ZM34 35V34H33ZM89 35H90V33H89ZM198 35V34H197ZM258 35V34H257ZM7 36V35H6ZM6 36H3V37H6ZM12 36H13V34H12ZM11 36V37H12ZM17 36H20V35H17ZM32 36V35H31ZM35 36V37H36ZM45 36V37H44ZM59 36H61V37H59ZM76 36V35H75ZM79 36L81 37L82 35H80L79 34ZM97 36V37H96ZM102 36V35H101ZM109 36V35H108ZM112 36V35H111ZM111 36H109V38L111 37ZM133 36H134V34H133ZM213 36V35H212ZM8 37V36H7ZM7 37H6V41H7ZM16 37V36H15ZM33 37V36H32ZM37 37V38H38ZM42 37H43V39H42ZM52 37L54 38V39H52ZM56 37V38H55ZM104 37V36H103ZM102 37V38H103ZM129 37V36H128ZM140 37V36H139ZM153 37H155V36H153ZM159 37H162V36H159ZM179 37V36H178ZM177 37V38H178ZM193 37V36H192ZM10 38V37H9ZM74 38V37H73ZM83 38H86V36L85 37H83ZM82 38V39H83ZM142 38V37H141ZM156 38V37H155ZM176 38V37H175ZM176 38V39H177ZM195 38V37H194ZM32 39V38H31ZM77 39V38H76ZM132 39H136V38H132ZM175 39V40H176ZM178 39H180V38H178ZM195 39H197V38H195ZM199 39V38H198ZM229 39V38H228ZM8 40V41H9ZM36 40V39H35ZM73 40V39H72ZM84 40H86V39H84ZM160 40V39H159ZM164 40L166 41L167 40V37H166V39L164 38ZM169 40H170V42H171V40H174V39H168L167 40V43H169ZM188 40V39H187ZM216 40V39H215ZM94 41H97L98 43H100V44H98L97 42H94ZM107 41V40H106ZM127 41V42H126ZM191 41V40H190ZM227 41V40H226ZM5 41H3V40H1L0 39V55L1 54H3V53H7L8 52V50H12V51H10V53L11 52H13V49H10V48H8L7 47V44L6 43H4ZM29 42V43H28ZM36 42V41H35ZM66 42V41H65ZM69 42V41H68ZM102 42V43H101ZM143 42H145V41H143ZM147 42V41H146ZM155 42V41H154ZM153 42V43H154ZM160 42V41H159ZM158 42V43H159ZM172 42H174V41H172ZM171 42V43H172ZM181 42H182V40H181ZM218 42V41H217ZM8 43V42H7ZM10 43V42H9ZM148 43V42H147ZM149 43H151V42H149ZM152 43V44H153ZM158 43H156V44H158ZM166 43V44H167ZM171 43H170V45H171ZM177 43L179 44V42L177 41ZM182 43H184V41L182 42ZM214 43V42H213ZM255 43V42H254ZM264 43V42H263ZM103 44V46H101ZM120 44H122V45H120ZM140 46H139V45ZM146 44V43H145ZM152 44H150V45H152ZM155 44V45H156ZM160 44V43H159ZM161 44H162V42H161ZM160 44V45H161ZM163 44H164V41H163ZM175 44H176V41H175ZM175 44H172L171 46H175ZM201 44H203V43H201ZM208 44V43H207ZM10 45H12V43H10ZM63 45H65V46H63ZM71 45V46H70ZM159 45V46H160ZM169 44H167L166 46H168ZM223 45V44H222ZM242 45H244V44H242ZM62 46H63V48H62ZM70 46V47H69ZM78 46V47H77ZM129 46H132L133 48H130ZM137 46L140 48V49H137ZM148 46V45H147ZM157 46V45H156ZM155 46V47H156ZM158 46V47H159ZM178 45H176V47H177ZM180 46H182V44H180ZM185 46V45H184ZM184 46H182L183 48H184ZM188 46V45H187ZM247 46V45H246ZM249 46V45H248ZM252 45H250V47H251ZM254 46V45H253ZM252 46V47H253ZM12 47V46H11ZM64 47H66V48H64ZM150 47V48H149ZM153 47H154V45H153ZM153 47H152V49H153ZM161 47V46H160ZM159 47V48H160ZM163 47L164 46H162L161 48L163 49ZM193 47V46H192ZM233 47V46H232ZM240 47H242V46H240ZM239 47V49L241 50L242 48H240ZM245 45L243 46V49L245 50ZM147 48V47H146ZM165 48H167V47H165ZM169 48H172V47H169ZM168 48V49H169ZM181 48V47H180ZM185 48H187V47H185ZM189 48V47H188ZM254 48V47H253ZM256 48V47H255ZM258 48V47H257ZM148 49H151V46H148ZM175 49H178V48H175ZM218 49V48H217ZM230 49V48H229ZM241 50V51H243V52H246V51H244V50ZM246 49H248L247 51L249 52L250 50H249V47L248 48H246ZM250 49H252V48H250ZM262 49H264V47L262 48L261 47V50ZM132 50V51H131ZM154 50V49H153ZM156 50V49H155ZM166 50V49H165ZM214 50V49H213ZM231 50V49H230ZM234 50V49H233ZM238 50V49H237ZM258 51L259 49H254V51ZM27 51H29V53L27 52ZM83 51V52H84ZM142 51V50H141ZM143 51V52H144ZM158 51V50H157ZM205 51V50H204ZM253 50H251V53L253 54V52H252ZM14 52H15V50H14ZM26 52H27V54H26ZM92 52V53H93ZM106 52V53H107ZM120 52H121V54H120ZM126 53H127V51H125ZM142 52V53H143ZM148 52H151V50H148ZM147 52V53H148ZM164 52V51H163ZM162 52V53H163ZM175 52V51H174ZM179 52V51H178ZM225 52H227V51H225ZM260 52V55H263V54H261V51H259ZM10 53L8 54V56L10 55ZM65 53H67L66 55H65ZM91 53V54H92ZM94 53H96V52H94ZM105 53V52H104ZM105 53V54H106ZM189 53V52H188ZM196 53H197V51H196ZM195 53V54H196ZM206 53V52H205ZM219 53V52H218ZM257 53V52H256ZM262 53H263V51H262ZM85 54H89L90 55V52H88V53H85ZM125 53L123 52V55H124ZM160 54V53H159ZM158 54V55H159ZM228 53H225L224 55L226 56ZM251 54V55H252ZM64 55H65V57H64ZM97 55V54H96ZM132 55V54H131ZM134 55H132L134 58H135V56ZM145 55V54H144ZM149 55H151L150 53H149ZM153 55H155V54H152V56ZM157 55V54H156ZM157 55V56H158ZM164 55V54H163ZM169 55H170V53H169ZM183 55V54H182ZM185 55V54H184ZM222 55V54H221ZM245 55V54H244ZM248 54L246 53V56H247ZM254 55V54H253ZM2 56V55H1ZM5 56V55H4ZM12 56V55H11ZM11 56H9V57H11ZM91 56V55H90ZM126 56V55H125ZM132 56H127V57H124V58H119L118 57V59L115 61V59H113L114 60V62H113V60L111 59V63H110V66H111V68H113L112 70H111V68L109 69V70H111L112 72H114V70H115V72H116V76H117V78L119 77V76H122V74L123 73H125V71H127V70H129L130 68H129V66H128V64L127 63H129V62H131V61H133L131 58H133ZM143 56V55H142ZM157 56H155L156 58H157ZM165 56V55H164ZM166 56H167V54H166ZM165 56V57H166ZM174 56H176V54L174 55ZM188 56H189V54H188ZM214 56H216V55H214ZM219 56V55H218ZM231 56L232 57H234L233 55H232V53H231ZM245 56V57H246ZM248 56H250V55H248ZM82 57V56H81ZM80 57V58H81ZM84 57V56H83ZM86 57V56H85ZM88 57V56H87ZM105 57V56H104ZM113 57V56H112ZM151 57V56H150ZM149 57V58H150ZM159 57H161V54H160V56ZM159 57H158V59H159ZM177 57L179 58V57H181L182 59H185V58H183L182 56H179V55H177ZM176 57V58H177ZM195 57V56H194ZM224 57V56H223ZM228 57H230V55H228ZM240 57H241V55H240ZM242 57H244V56H242ZM252 57V56H251ZM258 57V56H257ZM261 57V56H260ZM8 57H7V55H6V58L4 59L3 58V60H6ZM79 58V57H78ZM77 58V59H78ZM98 59H95L96 61L98 60V62H99V64L101 63L100 61H99V57H97ZM101 58V57H100ZM137 58H139V57H137ZM136 58V59H137ZM148 58V57H147ZM162 58V57H161ZM169 57H167V59H168ZM172 58H175V57H172ZM180 58V59H181ZM216 58V57H215ZM254 58H256V57H254ZM259 58V57H258ZM258 58H257V60H258ZM264 58V57H263ZM0 59H1V57H0ZM10 58H8L6 61H5V64H6V66L8 67V65H7V63L9 62L10 63V61L11 60H14V59H10ZM82 59V58H81ZM88 60L87 58H84V60ZM105 59H107V58H105ZM110 59V58H109ZM120 59V60H119ZM131 59V60H130ZM141 59H143V58H141ZM141 59H139V60H141ZM153 59H155V58H153ZM164 59V58H163ZM223 59V58H222ZM253 59V58H252ZM261 59V58H260ZM83 60V59H82ZM85 60V63L83 62V61H80L81 63H82V65H84V67H85V64H91L92 62H88V61H86ZM102 60H103V57H102ZM119 60V61H118ZM138 60V59H137ZM144 60V59H143ZM160 60H162V59H160ZM234 60V59H233ZM236 60V59H235ZM244 60V59H243ZM73 61V62H74ZM90 61V60H89ZM93 61H94V59H93ZM96 61L94 62V63H96ZM149 61V60H148ZM151 61V60H150ZM154 61V60H153ZM169 61V60H168ZM175 61V60H174ZM183 61V60H182ZM201 61V60H200ZM204 61V60H203ZM247 61V60H246ZM246 61H244V63L246 62ZM3 62L4 61H2V62H0V64H1V67H2V64H3ZM7 62V63H6ZM13 62V61H12ZM11 62V63H12ZM16 62H18V61H16ZM15 62V60H14V62L13 63H16ZM20 62V61H19ZM21 62H22V60H21ZM40 62V61H39ZM48 62V61H47ZM46 62V63H47ZM54 62V61H53ZM78 62V61H77ZM77 62H75L76 64H77ZM80 62H79V64H80ZM86 62H88V63H86ZM134 62V61H133ZM132 62V63H133ZM137 62V61H136ZM135 62V63H136ZM147 62V61H146ZM157 62H159V61H157ZM172 62V61H171ZM193 62V61H192ZM216 62V61H215ZM234 62V61H233ZM10 63V64H11ZM26 63V62H25ZM43 63V62H42ZM41 63V64H42ZM44 63H45V61H44ZM45 63V64H46ZM55 63V62H54ZM75 63H73V65L75 64ZM94 63H92L93 65H95ZM134 63V64H135ZM153 63V62H152ZM160 63V62H159ZM162 63V62H161ZM160 63V64H161ZM167 63V62H166ZM165 63V64H166ZM170 63V62H169ZM181 63V62H180ZM180 63H178V64H180ZM235 63V62H234ZM246 63H249V62H246ZM245 63V64H246ZM9 64V65H10ZM20 64V63H19ZM19 64H17V65H19ZM30 64V63H29ZM47 64H49V63H47ZM75 64V65H76ZM78 64V65H79ZM98 63H96V65H97ZM103 64H104V61H103ZM107 64V63H106ZM109 64V63H108ZM133 64V65H134ZM139 64V65H138ZM138 64H136L137 66H140L141 68H144L145 69V67H144V61L143 62H138ZM147 64V63H146ZM160 64H158L159 66H160ZM163 64V63H162ZM165 64H164V66H165ZM176 63H174V65H175ZM196 64V63H195ZM212 64V63H211ZM238 64V63H237ZM258 64H260V63H258ZM4 65V64H3ZM16 65V67H13L12 69H16V71L17 72H19L20 73V71H21V68H19L20 70L18 71V66ZM31 65H32V62H31ZM35 65V64H34ZM72 65V66H73ZM75 65L73 66V68L75 67ZM93 65H91V66H93ZM101 65V64H100ZM133 65H131V66H133ZM152 65V64H151ZM154 65V64H153ZM167 65V64H166ZM177 65V64H176ZM175 65V66H176ZM181 65V64H180ZM197 65V64H196ZM209 65V64H208ZM248 65H250V64H248ZM253 65V64H252ZM5 66V65H4ZM6 66H5V68H6ZM13 65H10V67H12ZM15 66V65H14ZM29 66V65H28ZM37 66H38V64H37ZM41 66V65H40ZM44 66V65H43ZM48 66V65H47ZM50 66H52V65H50ZM77 66V65H76ZM80 66H81V64H80ZM80 66L78 67V69L80 70ZM89 66V65H88ZM106 66V68L108 67V65H105ZM150 66V65H149ZM148 66V67H149ZM159 66H157V67H159ZM169 66V65H168ZM171 66H172V64H171ZM179 66V65H178ZM193 66V65H192ZM198 66V65H197ZM200 66V65H199ZM204 66V65H203ZM246 66L247 65H245V68H246ZM0 67V68H1ZM83 67V66H82ZM87 67V66H86ZM96 68L95 69H97L98 67L97 66H95ZM101 68L103 67V66H100ZM140 67H137V68H140ZM153 67V66H152ZM157 67H154V70L152 69V73H153V71L155 72V68H157ZM161 67V66H160ZM180 67V66H179ZM224 67V66H223ZM223 67H221V68H223ZM243 67H244V65H243ZM3 68V67H2ZM4 68V69H5ZM9 68V67H8ZM29 68V67H28ZM31 68V67H30ZM48 68V67H47ZM54 68V67H53ZM72 68V67H71ZM77 68V67H76ZM104 68V67H103ZM133 68V67H132ZM134 68H136V67H134ZM162 68V67H161ZM161 68H159L160 70H161ZM164 68V67H163ZM178 68V67H177ZM193 68V67H192ZM260 68H262V67H260ZM15 69H14V71H15ZM24 69V68H23ZM22 69V70H23ZM27 69V68H26ZM44 69V68H43ZM82 69H84V68H82ZM87 69V68H86ZM94 69V68H93ZM99 69V68H98ZM158 69V68H157ZM184 69V68H183ZM186 69V68H185ZM230 69V68H229ZM7 70V69H6ZM8 70H10V68L8 69ZM7 70V71H8ZM28 70V69H27ZM30 70V69H29ZM29 70H28V72H29ZM41 70V69H40ZM52 70V69H51ZM58 70V69H57ZM56 70V71H57ZM61 70V69H60ZM60 70H58V72L60 71ZM69 70V69H68ZM73 70V69H72ZM75 70V69H74ZM78 70V71H79ZM90 70V69H89ZM108 70V71H109ZM133 70V69H132ZM132 70H131V73H132ZM160 70H158V72L160 71ZM165 70H166V68H165ZM164 70V71H165ZM170 70V69H169ZM198 70V69H197ZM212 70V69H211ZM241 70V69H240ZM247 70H248V68H247ZM262 70V69H261ZM260 70V71H261ZM11 71V70H10ZM13 71V70H12ZM13 71V72H14ZM30 71H36V70H34V69H31ZM53 71V70H52ZM86 71V70H85ZM88 71V70H87ZM100 71V70H99ZM130 71V70H129ZM137 71V70H136ZM147 73L148 74H150L149 73V69H147ZM166 71H168V70H166ZM190 71H191V67H190ZM193 71V70H192ZM220 71V70H219ZM218 71V72H219ZM231 71V70H230ZM2 72H3V70H2ZM23 72V71H22ZM66 72V71H65ZM89 72V71H88ZM94 73L95 72H97V70L95 71H93ZM104 72V71H103ZM112 72H110V73H112ZM150 72H151V69H150ZM158 72H156V73H158ZM163 71H161L160 73H162ZM172 72H174V71H172ZM234 72V71H233ZM1 73V72H0ZM6 73H8V72H6ZM11 74H12V72H10ZM9 73V74H10ZM25 73V72H24ZM24 73H23V75H24ZM32 73V72H31ZM36 73V72H35ZM35 73H32V74H34L35 75ZM40 73V72H39ZM45 73V72H44ZM48 73V72H47ZM54 73V72H53ZM94 73H92V75H90V76H93V74ZM102 73V72H101ZM109 73V72H108ZM108 73H105V75L106 74H108ZM141 73V72H140ZM167 73V72H166ZM178 73V72H177ZM185 73H187L188 74V70H187V72H185L184 71V74ZM203 73H205V72H203ZM254 73V72H253ZM258 73H260V72H258ZM2 74V73H1ZM20 74H22V73H20ZM20 74H17L18 76H20ZM29 74H30V72H29ZM28 74V75H29ZM41 74H42V72H41ZM50 74H52V73H50ZM49 74V75H50ZM57 74H59V73H57ZM61 74V73H60ZM78 74V73H77ZM86 74H87V72H86ZM86 74H84V75H86ZM91 74V73H90ZM139 74V73H138ZM163 74V73H162ZM165 74V73H164ZM171 74H174V73H171ZM187 74H186V76H187ZM215 74H217V73H215ZM255 74V73H254ZM17 75H16V77H17ZM25 75H26V73H25ZM33 75V76H34ZM43 75H45V74H43ZM56 75V74H55ZM54 75V76H55ZM98 75L100 76L101 74H99V72H98ZM110 75V74H109ZM154 75H157V74H155L154 73ZM201 75V74H200ZM204 75V74H203ZM206 75V74H205ZM205 75H204V77H205ZM3 76V75H2ZM1 76V77H2ZM4 76H5V72H4ZM12 76V75H11ZM31 77H33L32 75H30ZM48 76V75H47ZM87 76H88V74H87ZM94 76H96V75H94ZM93 76V77H94ZM107 76V75H106ZM112 76H114V75H112ZM115 76V77H116ZM137 76V75H136ZM178 76H181V74L179 75L178 74ZM177 76V77H178ZM191 76H192V74H191ZM199 76V75H198ZM210 76V75H209ZM227 77H228V75H226ZM232 76V75H231ZM9 77H10V75H9ZM24 77V76H23ZM38 77V76H37ZM53 77V76H52ZM52 77H50L49 79H52ZM64 77V76H63ZM89 77V76H88ZM104 77V76H103ZM132 78H130V80L132 81V80H134V77L133 76H131ZM149 77H151V76H149ZM156 77V76H155ZM188 77H190V76H188ZM200 77V76H199ZM208 77V76H207ZM214 77V76H213ZM3 78L4 77H2V79L1 80H3ZM15 78V77H14ZM26 78V77H25ZM69 78H70V76H69ZM86 78V77H85ZM84 78V79H85ZM90 78V77H89ZM89 78H88V80H89ZM96 79H98V78H100V77H95ZM95 78H92L91 77V80L93 79H95ZM109 78H111L110 76H108V79ZM117 78L115 79L116 81H117ZM124 78H127V77H124ZM138 78H140V77H138ZM158 78V77H157ZM160 78V77H159ZM175 78H176V76H175ZM184 79H185V77H183ZM192 78V77H191ZM201 78V77H200ZM199 78V79H200ZM232 78V77H231ZM234 78H236L235 76H234ZM250 78V77H249ZM248 78V79H249ZM252 78V77H251ZM12 79V78H11ZM19 79V78H18ZM23 79V78H22ZM27 79L29 80L30 78H28V76H27ZM32 79V78H31ZM38 79V78H37ZM55 79V78H54ZM95 79V80H96ZM102 79V78H101ZM104 79H106V77L104 78ZM107 79V80H108ZM112 79V78H111ZM142 79H144V78H142ZM148 79V78H147ZM146 79V80H147ZM164 79H165V77H164ZM167 79V78H166ZM172 79H174V78H172ZM188 79V78H187ZM203 79V78H202ZM201 79V80H202ZM208 79V78H207ZM213 78H211L210 80H212ZM220 79H224V77L222 78H220ZM252 79H254V78H252ZM14 80V79H13ZM34 80V84H35V80L36 79H33ZM44 80V79H43ZM56 80V79H55ZM60 80H62V77H61V79ZM65 80V79H64ZM86 80V79H85ZM103 80V79H102ZM102 80H100L101 82H102ZM110 80V79H109ZM113 80V79H112ZM112 80H110V81H112ZM124 80V79H123ZM139 80V79H138ZM141 80V79H140ZM155 80V79H154ZM153 80V81H154ZM177 80V79H176ZM209 80V79H208ZM225 80V79H224ZM240 80V79H239ZM25 81V80H24ZM27 81V80H26ZM31 81V80H30ZM38 81V80H37ZM39 81H41V80H39ZM63 81V80H62ZM75 81V80H74ZM87 81V80H86ZM90 81V80H89ZM97 81V80H96ZM95 81V82H96ZM106 81V80H105ZM122 81V80H121ZM127 81V80H126ZM164 81L165 80H163V83H164ZM168 81V80H167ZM171 81V80H170ZM186 82H187V80H185ZM197 81V80H196ZM199 81V80H198ZM213 81H215V79L213 80ZM227 81V80H226ZM235 81V80H234ZM255 81V80H254ZM5 82V81H4ZM11 84H12V81H9ZM14 82H15V80H14ZM20 82H21V80H20ZM48 82V81H47ZM51 82H52V80H51ZM69 82V81H68ZM77 82V81H76ZM90 82H92V81H90ZM97 82H99V79H98V81ZM96 82V83H97ZM104 82V81H103ZM129 82V81H128ZM138 81H136V83H137ZM139 82H141V81H139ZM138 82V84L139 85H141L140 83ZM159 81H157V82H155V83H158ZM177 82H179V79L177 80ZM182 82H183V80H182ZM195 82V81H194ZM203 82H205V81H202V83ZM221 82V81H220ZM231 82V81H230ZM229 81H228V83H230ZM233 82V81H232ZM244 82H246V81H244ZM259 82V81H258ZM7 83H8V81H7ZM9 83V84H10ZM23 83V82H22ZM30 83V82H29ZM32 83V85H34L33 84V82H31ZM37 83V82H36ZM55 83H56V81H55ZM64 83V82H63ZM78 83V82H77ZM83 83V82H82ZM88 83L89 82H87V84H85L86 86H88ZM100 83V82H99ZM106 83V82H105ZM110 83V82H109ZM124 83V82H123ZM126 83V82H125ZM124 83V84H125ZM132 83V82H131ZM143 83V82H142ZM147 83V82H146ZM161 83V82H160ZM190 83V82H189ZM213 83V82H212ZM227 83V82H226ZM236 83V82H235ZM242 83V82H241ZM2 84V83H1ZM14 84V83H13ZM25 84V83H24ZM47 84V83H46ZM60 84V83H59ZM58 84V85H59ZM65 84H67V82L65 83ZM76 84V83H75ZM74 84V85H75ZM84 84V83H83ZM83 84H82V86H83ZM93 84V87L96 89L97 88V86L95 87L94 86V83H92ZM91 84V85H92ZM101 84V83H100ZM117 84H119V83H117ZM144 84V83H143ZM148 85L149 84H151V83H147ZM162 84V83H161ZM170 84V83H169ZM172 85H174V83H171ZM205 84H206V82H205ZM257 84V83H256ZM5 85V84H4ZM19 85H20V83H19ZM27 86H28V84H26ZM26 85H21L23 88H25V86ZM30 85V84H29ZM32 85H31V87H32ZM41 85V84H40ZM48 85V84H47ZM47 85H45V87L47 86ZM52 85V84H51ZM54 85H56V84H54ZM68 85V84H67ZM90 85V86H91ZM105 84H103V86H104ZM110 85H112V84H110ZM134 85H135V83H134ZM146 85V84H145ZM147 85V86H148ZM152 85V84H151ZM160 85V84H159ZM182 85V84H181ZM223 85V84H222ZM246 85V84H245ZM1 86H3V85H1ZM5 86H7V85H5ZM5 86H3V87H5ZM15 86H16V84H15ZM14 86V87H15ZM36 86V85H35ZM53 86V85H52ZM51 86V87H52ZM59 86H61V84L59 85ZM79 86H80V84H79ZM78 86V87H79ZM82 86H81V88H82ZM102 86V85H101ZM103 86H102V88H103ZM113 86V85H112ZM115 86V85H114ZM124 86V85H123ZM126 87L128 86V85H125ZM166 86V85H165ZM167 86H169V85H167ZM176 86V85H175ZM175 86H172V87H175ZM205 86V85H204ZM209 86V85H208ZM235 86H236V84H235ZM248 86V85H247ZM252 86V85H251ZM13 87V86H12ZM14 87H13V90H14ZM17 87H19L18 86V84H17ZM17 87H15V88H17ZM40 87V86H39ZM38 87V88H39ZM44 87V86H43ZM58 87V86H57ZM70 87V86H69ZM69 87H68V89H69ZM110 87V86H109ZM120 87H122V86H120ZM129 87V86H128ZM132 87V86H131ZM142 87V86H141ZM155 87V86H154ZM158 87V86H157ZM221 87V86H220ZM223 87V86H222ZM259 87V86H258ZM20 89H21V87H19ZM19 88H18V90H19ZM28 88V87H27ZM26 88V89H27ZM36 88V87H35ZM34 88V89H35ZM38 88H36V89H38ZM50 88V87H49ZM49 88H47V89H49ZM55 88V87H54ZM66 88V87H65ZM64 88V89H65ZM71 88V87H70ZM73 88H74V86H73ZM72 88V89H73ZM80 88V87H79ZM108 88V87H107ZM135 88H136V85H135ZM140 88V87H139ZM148 88V87H147ZM146 88V89H147ZM156 88V87H155ZM178 88H179V86H178ZM218 88V87H217ZM230 88V87H229ZM229 88H226V89H228V91H231V90H233V88L231 89V90H229ZM246 88V87H245ZM6 88H4V90H5ZM7 89H10V88H7ZM6 89V90H7ZM40 89V88H39ZM44 89V88H43ZM47 89H45V90H47ZM58 89V90H57ZM56 90H57V92L58 91H60V89H63V88H57ZM63 89V90H64ZM72 89H70L69 91L70 92H72V91H74L75 92V90H72ZM74 89H78L77 87L76 88H74ZM85 89V88H84ZM86 89H88V88H86ZM85 89V90H86ZM89 89H91V88H89ZM88 89V90H89ZM95 89H92V90H94V92H95ZM99 89V88H98ZM98 89H97V91H98ZM119 89V88H118ZM128 89V88H127ZM127 89H126V91L125 92H127ZM142 89V88H141ZM145 89V90H146ZM152 89H153V86H152ZM167 89V88H166ZM171 89V88H170ZM193 89V88H192ZM225 89V88H224ZM236 89V88H235ZM22 91H23V89H21ZM20 90V91H21ZM28 90V89H27ZM45 90H43V92L45 91ZM52 90H54L53 88H52ZM55 90V91H56ZM85 90H84V92H85ZM91 90V91H92ZM106 90V89H105ZM116 90L117 89H115V92H116ZM120 90V89H119ZM135 90V89H134ZM137 90V89H136ZM157 90V89H156ZM164 90V89H163ZM180 90H181V88H180ZM183 90V89H182ZM187 90V89H186ZM191 90V89H190ZM197 90V89H196ZM200 90V89H199ZM251 90V89H250ZM261 90V89H260ZM263 90V89H262ZM8 91V90H7ZM10 91V90H9ZM26 91V90H25ZM34 91V90H33ZM41 91V90H40ZM49 91V90H48ZM50 91H51V89H50ZM87 91V90H86ZM96 91V92H97ZM99 91H100V89H99ZM137 91H140V90H137ZM143 91V90H142ZM142 91H141V93H142ZM152 91V90H151ZM176 91V90H175ZM219 91V90H218ZM225 91H227V90H224L223 92L225 93V94H227V92H225ZM234 91V90H233ZM232 91V92H233ZM241 91V90H240ZM1 92V91H0ZM3 92V91H2ZM6 92V91H5ZM19 92V91H18ZM34 92H36V91H34ZM39 92V91H38ZM42 92V91H41ZM51 92H53V91H51ZM51 92H49V94H47L48 96H46L48 99H51L52 98V100H55L56 98H58V100H60L59 99V96H61V94L60 93H58V94H60L58 97H57V95H56V98L55 99H53V97H52V94H50ZM61 92V91H60ZM81 93L83 92L82 90L80 91ZM83 92V93H84ZM109 92V91H108ZM155 92V91H154ZM153 92V93H154ZM197 92V91H196ZM210 92V91H209ZM238 92V91H237ZM245 92V91H244ZM6 93H8V92H6ZM10 93V92H9ZM14 93V92H13ZM13 93H11V94H13ZM15 93H16V91H15ZM22 93V92H21ZM20 93V94H21ZM37 93V92H36ZM62 93V92H61ZM65 93H67V92H64L63 94L65 95ZM79 93V92H78ZM86 93V92H85ZM97 93H99V92H97ZM103 93V92H102ZM101 93V94H102ZM111 93H112V91H111ZM162 93V92H161ZM164 93H167V92H164ZM180 93V92H179ZM183 93V92H182ZM190 93V92H189ZM211 93V92H210ZM220 93V92H219ZM222 93V92H221ZM223 93V94H224ZM255 93V92H254ZM17 95H19L18 93H16ZM24 94V93H23ZM34 94V93H33ZM38 94V93H37ZM40 94L41 93H39L38 95L40 96ZM43 94V93H42ZM75 94V93H74ZM89 94H91V93H89ZM109 94H110V92H109ZM114 94V93H113ZM123 94H125V93H123ZM131 94H134V92L133 93H131ZM143 94V93H142ZM150 95H151V92L149 93ZM155 94V93H154ZM208 94V93H207ZM222 94V95H223ZM232 94V93H231ZM16 95V96H17ZM45 95V94H44ZM44 95H41V96H44ZM69 95V94H68ZM68 95H66L67 97H68ZM71 97H73V96H75V95H73L72 93H71ZM80 95V94H79ZM82 95V94H81ZM86 95H88V93L86 94ZM93 95H95V94H93ZM106 95V94H105ZM108 95V94H107ZM106 95V96H107ZM138 95V94H137ZM169 95V94H168ZM176 95V94H175ZM181 95V94H180ZM195 95V94H194ZM259 95V94H258ZM4 96H6V95H4ZM3 96V97H4ZM21 96V95H20ZM34 96V95H33ZM35 96H37L36 94H35ZM41 96H40V99H44L43 97L41 98ZM54 96V95H53ZM63 96V95H62ZM61 96V97H62ZM84 96H85V94H84ZM84 96H82L83 97V102H84V99L86 98V97H84ZM91 96V95H90ZM96 96V95H95ZM97 96H100V95H98L97 94ZM140 96H142V95H140ZM147 96V95H146ZM145 96V97H146ZM149 96V95H148ZM153 96V95H152ZM156 96H157V94H156ZM166 96V95H165ZM174 96V95H173ZM197 96H199V95H197ZM242 96V95H241ZM244 96H245V94H244ZM260 96H261V94H260ZM6 97H8V95L6 96ZM17 97H19V96H17ZM22 97H23V95H22ZM25 97L26 96H24V98H23V100L25 99ZM30 97H32V95L30 96ZM29 97V98H30ZM45 97V96H44ZM65 97V96H64ZM94 97V96H93ZM102 97V96H101ZM104 97V96H103ZM128 97V95H127V93L125 94V95H122L120 92H117V94L115 93V95H111L110 97H108L107 96V98H106V101L103 99H101L100 98V100H98V102L97 103H94V104H90V103H88L87 105H84V106H77V101L76 102H74V103H76V104H71L72 105V107H70V106H67L66 107V105H65V103H66V101L65 100H67V98L66 99H64V101L65 102H63L62 100H63V98L61 99V102L62 103H64V104H62V103H60L59 104V102L60 101H58V102H56V104L58 103L59 105H65L63 108H59V109H57L56 107L58 106V105H56V107H54V108H56L55 110H56V112H55V110H53L54 108L53 107H50V108H53V109H51V110H53V112L51 113V114H46L45 112H46V110H44V108H42V110H44L43 112H44V118H42V120H41V118L39 119V120H37L38 118H36V120L33 118V119H30L31 117H29L27 120H23V121H20L19 120V122H17L18 121V119H22L23 117H21L20 116V118L19 117H17L18 115H16V116H14L15 115V113H14V115H12V113L11 112H8L6 109H4V110H6V112H5V115H4V113L2 114V112H0V117L2 116H4L3 117V119H4V121L3 120H1L2 119V117H1V119H0V139H1V141H0V239H2V238H4L2 235L4 234V232H6L5 234H9V233H7V231H6V226L7 225H14L13 223L11 224V222H12V220L14 219V217L16 216V217H18V216H20L21 215V213H22V211H24V210H31L32 208H34L36 205H38V204H42V203H44L46 200H47V198L48 197H50L51 195L52 196H56V194H59V192L60 191H62V189H66V191H68V189H67V185L69 184L70 185V183L73 181L74 182V180H82V184H80V187H82V185L84 184L83 182H85L84 181V179L85 180H87V179H96V178H98L99 180H103V181H105L106 179H108V178H113V177H115V176H122V177H124V176H133L134 177V175L132 174L134 171H136L137 172V175L138 174H141V175H143V176H145L146 178H148L150 175H151V171H149L148 172V170H155V168H156V172H158L159 171V169L161 168V167H163V165H164V167L162 168L163 170L164 169H167V170H169L168 169V167H170V165L172 164L170 161H181V163L183 164V160H185V161H189V159H190V157L193 159H195V160H197V158H198V155H196L197 154V151L200 149V147H201V145H199V146H196L195 144H193V143H191V141H194L193 139H195V138H197L198 136L196 135V134H194V132L190 129H188L187 127H186V125H182V123L180 124V121H181V119L178 117L179 116V114L181 115L183 112H184V109H182L183 110V112H179V111H177V113H176V111H175V109H171L172 111H169L168 109L167 110H164V109H166V108H153V109H149V110H143V109H141V107H140V104H139V106L138 107H140V108H136L135 107V104H137V101L134 99L133 101H132V99H129V100H131V101H128V102H130V103H126V101L124 102L125 103V108H121V107H123V104L121 103L122 101H121V99H126ZM144 97V98H145ZM150 97V96H149ZM207 97H208V95H207ZM219 97V96H218ZM5 98V97H4ZM4 98H2V99H0V101L1 100H3ZM9 98H10V100H11V97H10V95H9ZM9 98H8V101H10L9 100ZM28 98V100H30ZM33 99H34V97H32ZM32 98H31V101H30V103L32 102ZM36 98V97H35ZM37 98H39L38 96H37ZM37 98H36V100H37ZM46 98V99H47ZM69 98L70 97H68V100H69ZM88 98V97H87ZM91 98V97H90ZM97 98V97H96ZM99 98V97H98ZM136 98V97H135ZM146 98H148V97H146ZM145 98V99H146ZM209 98V97H208ZM214 98V97H213ZM12 99H14L15 101H12V102H16L17 103V101L19 100V99H17V101H16V99L15 98H12ZM20 101H19V104H20V102L22 101L23 102V100H22V98L20 97ZM39 99V100H40ZM80 99V98H79ZM82 99V98H81ZM95 99V98H94ZM118 99H120L119 100V102H117L118 101ZM155 99V98H154ZM161 99H163V98H161ZM188 99V98H187ZM195 100H196V98H194ZM212 99V98H211ZM215 99V98H214ZM232 99V98H231ZM257 99V98H256ZM5 100H6V98H5ZM26 100H27V98H26ZM25 100V101H26ZM73 100V99H72ZM76 100H78L77 99V97H76ZM90 100V99H89ZM93 100V99H92ZM102 100V102H100ZM127 100V99H126ZM147 100V99H146ZM160 100V99H159ZM167 100V99H166ZM177 100V99H176ZM183 100V99H182ZM193 100V99H192ZM204 100V99H203ZM210 100V99H209ZM221 101L223 100V99H220ZM35 101V100H34ZM74 101V100H73ZM95 101V100H94ZM97 101V100H96ZM105 101V102H104ZM144 101V100H143ZM158 101V100H157ZM162 101V100H161ZM190 101V100H189ZM188 101V102H189ZM205 101V100H204ZM235 101V100H234ZM233 101V102H234ZM238 101V100H237ZM259 101H260V99H259ZM7 104H8V102L7 101H5ZM11 102V103H12ZM28 102V101H27ZM27 102H25V105L28 107V103ZM45 102V101H44ZM46 102H48V104H49V101L47 100ZM50 102H51V100H50ZM54 102V101H53ZM72 102V101H71ZM78 102H80L79 100H78ZM88 102V101H87ZM86 102V103H87ZM138 102H140V100H138ZM146 102V101H145ZM149 102V101H148ZM151 102V101H150ZM163 102V101H162ZM166 102V101H165ZM164 102V103H165ZM170 102V101H169ZM172 102V101H171ZM175 102V101H174ZM177 102V101H176ZM184 102V101H183ZM196 102V101H195ZM199 102V101H198ZM206 103H208L207 101H205ZM214 102V101H213ZM244 102V101H243ZM257 102H258V100H257ZM3 103H4V101H3ZM27 103V104H26ZM35 103V102H34ZM43 103V102H42ZM42 103H39V104H41L42 105ZM67 103H69V102H67ZM82 103V102H81ZM86 103H84V104H86ZM144 103V102H143ZM147 103V102H146ZM181 103V102H180ZM185 103V102H184ZM197 103V102H196ZM204 103V102H203ZM203 103H202V105H203ZM205 103V104H206ZM212 103V102H211ZM215 103V102H214ZM217 103H219L218 101H217ZM245 103V102H244ZM2 104V103H1ZM7 104L5 105V106H3V108L5 107H7L8 108V106H7ZM18 104V105H19ZM22 104H24V103H22ZM21 104V105H22ZM32 104V103H31ZM35 104H37V103H35ZM38 104V105H39ZM53 104V103H52ZM54 104H55V102H54ZM53 104V106H55ZM79 104V103H78ZM90 104V105H89ZM142 104V103H141ZM152 104V103H151ZM159 104V103H158ZM177 104V103H176ZM216 104V103H215ZM223 104V103H222ZM229 104V103H228ZM230 104H232V103H230ZM246 104V103H245ZM248 104V103H247ZM251 104H253V103H251ZM255 104V103H254ZM262 104V103H261ZM14 105V104H13ZM13 105H9V107L10 108H12V106ZM16 105V104H15ZM30 105V104H29ZM34 105V104H33ZM45 105L47 106V104L45 103ZM45 105H42V106H45ZM68 105V104H67ZM75 105V107L76 108H74L73 106ZM83 105V104H82ZM221 105V104H220ZM257 105V104H256ZM260 105V104H259ZM2 106V105H1ZM24 105H22L21 107H23ZM26 106H25V108H26ZM36 106V105H35ZM51 106V105H50ZM161 106V105H160ZM164 106V105H163ZM178 106V105H177ZM236 106V105H235ZM13 107H15V106H13ZM20 107V108H21ZM37 107H39V106H37ZM48 107V106H47ZM146 107V106H145ZM166 107V106H165ZM193 107V106H192ZM197 107V106H196ZM195 107V108H196ZM202 107V106H201ZM213 107V106H212ZM244 107V106H243ZM247 107V106H246ZM260 107V106H259ZM262 107V106H261ZM1 108V107H0ZM10 108H8V110H10ZM15 108H18V109H16V110H20L19 109V106L18 107H15ZM33 108V107H32ZM40 108V107H39ZM38 108V109H39ZM46 108V107H45ZM49 108V109H50ZM149 108V107H148ZM172 108H174V107H172ZM204 108V107H203ZM219 108V107H218ZM225 107H220V110H218L219 111V114H218V117H221L220 119H222V117H229V119H236L237 120V118H235L236 116H238V115H236V116H234L233 115V113L232 112H228L227 113V110H225L224 109ZM248 108H250V107H248ZM247 108V109H248ZM21 109H23V108H21ZM28 109H30V108H28ZM47 109V108H46ZM170 109V108H169ZM232 109V108H231ZM257 109V108H256ZM16 110H14L15 112H16ZM24 110V109H23ZM23 110H21V111H23ZM40 110V109H39ZM38 110V111H39ZM48 110V109H47ZM59 110V111H58ZM181 110V111H182ZM186 110V109H185ZM188 110V109H187ZM190 110V109H189ZM207 110V109H206ZM245 110V109H244ZM1 111H3V110H1ZM13 111V110H12ZM20 111V112H21ZM27 111V110H26ZM30 111V110H29ZM41 111V110H40ZM48 111H50V110H48ZM243 111V110H242ZM260 111V110H259ZM25 112V111H24ZM31 112V111H30ZM34 112V111H33ZM33 112H31V113H33ZM51 112V111H50ZM179 112V113H178ZM187 112V111H186ZM185 112V114L186 115H188L187 113ZM190 112H192V111H190ZM189 112V113H190ZM210 112V111H209ZM212 112V111H211ZM210 112V113H211ZM245 112V111H244ZM17 113V112H16ZM29 113V112H28ZM38 113V112H37ZM48 113V112H47ZM196 113V112H195ZM218 113V112H217ZM235 113V112H234ZM236 113H238V112H236ZM235 113V114H236ZM242 113V112H241ZM261 112H259V114H260ZM20 114V113H19ZM23 114V113H22ZM25 114H26V112H25ZM35 114V113H34ZM46 114V115H45ZM184 114V113H183ZM191 114V113H190ZM189 114V115H190ZM192 114H193V112H192ZM191 114V115H192ZM211 114H214V113H211ZM243 114V113H242ZM21 115V114H20ZM26 115H28V114H26ZM37 114H35V116H36ZM42 115H43V113H42ZM194 115V114H193ZM192 115V116H193ZM196 115V114H195ZM194 115V116H195ZM200 115V114H199ZM239 115H241V114H239ZM248 115H249V112H248ZM28 116H31L30 115V113H29V115ZM28 116H26V117H28ZM33 116V115H32ZM38 116V115H37ZM36 116V117H37ZM40 116V115H39ZM204 116V115H203ZM214 116V115H213ZM242 116V115H241ZM5 117H7L6 119H5ZM196 117H198L197 115H196ZM201 117V116H200ZM208 117H209V114H208ZM207 117V115H206V117L204 116L203 118V121L205 120V118H208ZM18 118V119H17ZM170 118V119H169ZM182 119H183V117H181ZM245 118L246 117H244V120H245ZM250 118V117H249ZM256 118V117H255ZM13 119H16L17 121L15 122V121H13ZM171 120V121H173V123L174 124H172V126H173V128H171L172 130H173V132L172 133H174V135L176 136H178V137H183V138H185V141H186V139H190V143L188 144V146H189V149H190V153H191V155H186L187 153H186V151H184V150H186V149H182V154H180V157H179V159L177 158L176 160L174 159V158H176V155L179 153H177L176 151L174 152V153H176V154H169V153H167L168 151L167 150H169V149H167L166 147L168 146H171V145H169V141H171L172 139H173V137H175V136H173L169 131V133L167 132V129L165 128L166 126L165 125H162V122L164 121V124H165V121H167V120ZM184 119H185V116H184ZM191 119V118H190ZM189 119V120H190ZM193 120H194V118H192ZM199 119V121H200V118H198ZM208 119L210 120V121H208ZM206 121L209 123L210 122V124L208 125V126H210L209 127V129L208 130H210L209 132H210V134H212V135H210V136H212L214 139H216L218 142L216 143V144H220V147L223 145V143H222V141H225V143H226V140L228 141V133L230 134V133H233L234 134V132H238V130H236V129H230L229 127V129H223V130H221V129H219L220 128V124H222V122H220V124L210 115V117L208 118ZM215 120V123H218L219 125H217V124H215L214 122H211L212 120ZM225 119V118H224ZM228 119V120H229ZM231 119V120H232ZM252 119V118H251ZM10 120H12V121H10ZM188 120V121H189ZM219 120V119H218ZM9 121L10 122H14L13 123V125L11 126V128H10V125H11V123H10V125L8 124L7 125V123H9ZM175 121V122H174ZM198 121V120H197ZM230 121V120H229ZM261 121V120H260ZM176 122H178L177 124H176V127H175V123ZM228 122V121H227ZM233 122V121H232ZM231 122V123H232ZM239 122V121H238ZM247 122V121H246ZM256 122V121H255ZM195 123H197L196 121H195ZM225 123V122H224ZM235 123L237 124V121H235ZM4 124H5V126H4ZM167 124H168V122H167ZM187 124V123H186ZM229 124V123H228ZM244 124H246V123H244ZM251 124V123H250ZM257 124V123H256ZM202 125H204V124H202ZM223 125V124H222ZM230 125V124H229ZM241 125V124H240ZM253 125V124H252ZM179 126H181V127H179ZM190 126V125H189ZM192 126H193V124H192ZM228 125H226V127H227ZM233 126H235V125H233ZM141 127H144L145 129L144 130H146L147 132L148 131H159V134H157L158 136L157 137H152V138H149L148 137V135L146 136V135H144V134H138L137 133V131H139V129L141 128ZM205 127V126H204ZM204 127H202V128H204ZM222 127V126H221ZM250 127V126H249ZM253 127V126H252ZM256 127H258V126H256ZM264 127V126H263ZM197 128V127H196ZM200 128H201V126H200ZM225 128V127H224ZM235 128V127H234ZM242 128V127H241ZM247 129V128H246ZM245 129V130H246ZM250 129V128H249ZM252 130H253V128H251ZM259 129V128H258ZM195 130V129H194ZM241 130V129H240ZM239 130V131H240ZM242 131V130H241ZM257 131V130H256ZM193 132V133H192ZM244 132H246V131H244ZM145 133V132H144ZM149 133V132H148ZM206 133V132H205ZM242 133V132H241ZM251 133V132H250ZM252 133H254V132H252ZM256 133V132H255ZM95 135V137H91V139H93L92 140V142L88 139V138H86L85 136L86 135ZM151 134V133H150ZM149 134V135H150ZM194 134V135H193ZM208 134V133H207ZM236 134V133H235ZM257 134V133H256ZM255 134V135H256ZM48 137L49 135L52 137V139L53 138H55V139H57L59 136H60V139H61V141H64L65 143L63 144V146H61L60 148H61V150H59L60 148L59 147H57V148H59L58 149V151H60V153H58L57 155H51V156H47V158H43L42 156H41V154H40V156L42 157V158H39L40 156H38V153H40L39 151L38 152H36L37 150H35V153L36 154H34V153H30V151L32 150V149H30V148H34V149H36L37 147L35 146L36 145V143L32 146V147H30V145L28 146V144H30V141H33L32 143H34V142H40V140H41V143H37L39 146H40V144L41 145H46V143H47V145H49L50 147V150L52 149L51 148V146L53 145V144H58V143H55L56 142V140L54 141V143L53 142H50L49 143V141H51V140H49L48 141V138H45V139H47V140H45L43 137H46V136ZM87 135V136H88ZM152 135V134H151ZM203 135V134H202ZM232 135V134H231ZM11 136V137H10ZM49 136V137H50ZM206 136V135H205ZM208 136V135H207ZM210 136L208 137V138H210ZM236 136V135H235ZM234 135H233V137H235ZM8 138L9 137V142H10V140L11 139H13L10 143H8V141L6 142L5 141V139L4 138ZM50 137V138H51ZM57 137V138H56ZM202 137V136H201ZM229 137H230V135H229ZM238 137V136H237ZM242 137V136H241ZM244 137V136H243ZM247 137H250V136H247ZM177 138V137H176ZM182 138V139H183ZM236 138V137H235ZM240 138V137H239ZM59 138L57 139V141L58 140H60ZM64 139V140H63ZM171 139V140H170ZM199 139H202V138H199ZM226 139V140H225ZM234 139V138H233ZM242 139V138H241ZM7 140V139H6ZM35 140V141H34ZM42 140H44V141H42ZM80 142H79V141ZM207 140L209 141V139H206L205 141L207 142ZM61 141H59L60 142V144L62 143ZM76 141V143L77 142H79L80 144H76L75 145V142ZM95 141H97V142H95ZM246 141V140H245ZM6 142V143H5ZM45 143V144H42V143ZM188 142V141H187ZM205 142V143H206ZM229 143H230V141H228ZM232 142H233V140H232ZM240 142V141H239ZM248 142H250V141H248ZM49 143V144H48ZM51 143H53V144H51ZM210 143V142H209ZM208 143V144H209ZM215 143V142H214ZM236 143V142H235ZM252 143V142H251ZM212 144V143H211ZM243 144V143H242ZM245 144V143H244ZM247 144H249V143H247ZM77 145H79V146H77ZM205 145V144H204ZM207 145V144H206ZM227 145H228V143H227ZM232 145V144H231ZM39 146H38V148H39ZM54 146V145H53ZM52 146V147H53ZM56 146H58V145H56ZM60 146V145H59ZM75 146H77V147H75ZM238 146H240V144L238 145ZM28 149V150H25L26 148ZM46 147V149H48L47 148V146H45ZM45 147H44V149H45ZM62 147H63V149H62ZM215 147V146H214ZM41 148V147H40ZM42 148H43V146H42ZM41 148V149H42ZM57 148H55V149H57ZM77 148V149H76ZM165 148L167 149L166 151H165ZM184 148V147H183ZM206 148H208V147H206ZM216 148H217V146H216ZM223 148V147H222ZM237 148V147H236ZM261 148V147H260ZM259 148V149H260ZM202 149V148H201ZM252 149V148H251ZM40 150V149H39ZM53 150V149H52ZM246 150V149H245ZM261 150V149H260ZM27 151H29V152H27ZM45 151V150H44ZM49 151V150H48ZM47 151V152H48ZM57 151V152H58ZM171 151H172V149L169 151L170 153H171ZM189 151V150H188ZM214 151V150H213ZM217 151V150H216ZM220 150H218V152H219ZM222 151V150H221ZM231 151V150H230ZM262 151V150H261ZM33 152H34V150H33ZM43 152V151H42ZM46 152V153H47ZM56 152V153H57ZM202 152H205L206 153V151H204V150H202ZM208 152V151H207ZM218 152H216V153H218ZM56 153H54V154H56ZM204 153V154H205ZM210 153V152H209ZM227 153V152H226ZM44 154H45V152H44ZM207 154L208 153H206L205 154V156L204 157H206L207 156ZM219 154V153H218ZM222 154V153H221ZM261 154V153H260ZM42 155H43V153H42ZM47 155V154H46ZM181 155H182V157H181ZM195 155H196V157H195ZM200 155V154H199ZM211 155H213V154H211ZM234 155V154H233ZM236 155H238V154H236ZM190 156V157H189ZM214 156V155H213ZM219 156V155H218ZM178 157V156H177ZM186 157H189V158H186ZM203 156L201 155V157H199L198 158V160L199 161H201V158H202ZM216 158V157H215ZM221 158H222V156H221ZM194 159H193V161H194ZM257 159V158H256ZM203 160H205V159H203ZM202 160V161H203ZM222 161V160H221ZM232 161V160H231ZM167 162H168V164H167ZM169 162H170V165H169ZM192 162V161H191ZM197 162V161H196ZM204 162V161H203ZM229 162V161H228ZM165 163L167 164V165H169L168 167H167V165L165 166ZM178 163V162H177ZM180 163V162H179ZM185 163V162H184ZM188 163H190V162H188ZM258 163V162H257ZM262 163H264L263 161H262ZM162 165V166H159V167H157V165ZM175 164V163H174ZM181 164V165H182ZM211 164H213V163H211ZM256 164V163H255ZM254 164V165H255ZM176 165H179V164H176ZM193 165V164H192ZM199 165H200V163H199ZM205 165V164H204ZM253 165V164H252ZM175 166V165H174ZM174 166L172 167V168H174ZM184 166V165H183ZM211 166V165H210ZM145 168V169H141V168ZM212 167V166H211ZM211 167H210V169H211ZM253 167V166H252ZM251 167V168H252ZM255 167V166H254ZM158 168V169H157ZM199 168V167H198ZM259 168V167H258ZM161 169V170H162ZM208 169V168H207ZM229 169V168H228ZM172 170H174V169H172ZM196 170H198V169H196ZM196 170H195V172H196ZM261 170H263V169H261ZM185 171V170H184ZM203 171V170H202ZM207 171V170H206ZM213 171V170H212ZM142 172V173H141ZM144 172V173H143ZM145 172H148V175H146L147 173H145ZM155 172V173H156ZM167 172V171H166ZM198 172V171H197ZM264 172V171H263ZM150 173V174H149ZM158 173H160V172H158ZM178 173V172H177ZM203 173V172H202ZM206 173V172H205ZM240 173V172H239ZM154 173H152V175H153ZM196 174V173H195ZM204 174V173H203ZM155 175V174H154ZM160 175V174H159ZM157 176V180H159L160 179V176ZM163 175H164V173H163ZM162 175V176H163ZM171 175H174V174H171ZM178 175V174H177ZM223 175V174H222ZM232 175V174H231ZM260 175V174H259ZM259 175H257L258 177H259ZM262 175H263V173H262ZM132 176H131V179H133L132 178ZM136 176V175H135ZM139 177H140V175H138ZM136 177L137 178V180L138 179H140L139 177ZM148 176V177H147ZM166 176V175H165ZM191 176V175H190ZM197 176V175H196ZM121 177V178H122ZM178 177V176H177ZM253 177V176H252ZM251 177V178H252ZM263 177V176H262ZM152 178H154V176H150L149 177V179L151 180ZM156 178V177H155ZM159 178V179H158ZM190 178V177H189ZM193 178V177H192ZM202 178V177H201ZM230 178V177H229ZM232 178H235V177H232ZM97 179V180H98ZM105 179V180H104ZM135 179V178H134ZM176 179V178H175ZM90 180H88V181H90ZM93 180L90 182V184L91 183H95V182H93ZM111 180V179H110ZM142 180V179H141ZM149 180V182H153V181H150ZM156 180V181H157ZM169 180V179H168ZM231 180V179H230ZM114 181H115V179H114ZM113 180L111 181L112 182V184H113V182H114ZM134 181V180H133ZM132 180H131V182H133ZM155 181V182H156ZM172 181H174V180H172ZM248 181V180H247ZM80 181H78V182H76V183H79ZM99 182H101V181H98V183ZM106 183H107V181H105ZM110 182V183H111ZM137 182V181H136ZM135 181H134V183H136ZM139 182L141 183L142 181H140L139 180ZM144 182V181H143ZM159 182H160V180L157 182V184H159ZM85 183H89V182H85ZM150 183V184H151ZM169 183V182H168ZM171 183H174V182H171ZM101 185L103 184L102 182L100 183ZM108 184H109V182H108ZM108 184H105L106 185V187H107V185ZM116 184H119L118 183V181H117V183ZM116 184H115V186H116ZM121 184H123V183H121ZM148 184V183H147ZM150 184H149V189L150 188H152L153 189V191L155 190V188H154V186H158V185H154V183L150 186ZM161 184V183H160ZM223 184V183H222ZM248 184V183H247ZM73 185V184H72ZM91 185H93L94 186V184H91ZM90 185V186H91ZM99 185V184H98ZM97 185V186H98ZM101 185L99 186V187H101ZM110 185V184H109ZM136 185H140V184H138V182H137V184ZM154 185V186H153ZM181 185V184H180ZM249 185V184H248ZM247 185V186H248ZM76 186V184L75 185H73V187H75ZM79 186V185H78ZM77 186V187H78ZM84 186V185H83ZM113 186H114V184H113ZM114 186V187H115ZM118 186V187H117ZM116 186V188L117 189H120L119 188V185H117ZM124 186H126V185H124ZM132 186H134V184L132 183ZM140 186H143V185H140ZM144 186H147L146 184L144 185ZM160 186V185H159ZM169 186H170V183H169ZM177 186V185H176ZM182 186V185H181ZM254 186V185H253ZM69 187V186H68ZM72 187V186H71ZM69 188V191L72 189V188ZM87 187H88V184H87ZM105 187V186H104ZM121 187V186H120ZM123 187V186H122ZM121 187V189L123 190V188ZM136 187V186H135ZM148 187V186H147ZM147 187H145V188H147ZM76 188V187H75ZM110 188V187H109ZM143 188V187H142ZM164 187H162V190H164L163 189ZM177 188H179L178 186H177ZM185 188V187H184ZM246 188H248V187H246ZM262 188V187H261ZM77 189V188H76ZM104 190H105V188H103ZM117 189H116V191L114 192V193H116L117 192ZM144 189V188H143ZM152 189L150 190V191H152ZM158 189V188H157ZM242 189V188H241ZM110 190V189H109ZM108 190V192H110ZM130 190V189H129ZM159 190V189H158ZM161 190V191H162ZM170 190V189H169ZM244 190V189H243ZM248 189H246V191H247ZM113 191L114 190H112V192H110V193H113ZM120 191V192H119ZM124 191V190H123ZM122 191V194L123 193H125L127 190H125V192H123ZM148 191V190H147ZM253 191V190H252ZM260 191V190H259ZM262 191V190H261ZM62 192H64V190L62 191ZM106 191H104L103 193H105ZM107 192V195H109L110 193H108ZM118 192H119V196H120V194H121V190H118ZM166 192V191H165ZM237 192V191H236ZM113 193V196L114 195H117V194H114ZM162 193H164V191L162 192ZM248 193V192H247ZM257 193H259V192H257ZM102 194V193H101ZM121 194V195H122ZM127 194V193H126ZM141 194V193H140ZM161 194V193H160ZM160 194H158V195H160ZM233 194V193H232ZM104 196H105V194H103ZM124 195V194H123ZM155 195H157V194H155ZM162 195H164V194H162ZM238 195V194H237ZM236 195V196H237ZM259 195V194H258ZM54 196V198H56ZM61 196V195H60ZM113 196L112 197H109V198H113ZM251 196V195H250ZM256 196V195H255ZM261 196V195H260ZM57 197H59V196H57ZM238 197V196H237ZM247 197H249V196H247ZM250 198V197H249ZM50 199V198H49ZM51 199H53V198H51ZM50 199V200H51ZM59 199V198H58ZM61 199V198H60ZM118 199V198H117ZM251 199V198H250ZM114 200H116V199H114ZM201 200V199H200ZM230 200V199H229ZM235 200H236V198H235ZM253 200V199H252ZM261 200H262V198H261ZM67 201V200H66ZM118 201V200H117ZM232 201V200H231ZM250 201V200H249ZM47 202V201H46ZM45 202V203H46ZM126 202V201H125ZM263 202V201H262ZM259 203V202H258ZM264 204V203H263ZM43 205V204H42ZM67 206V205H66ZM260 207V206H259ZM230 208V207H229ZM66 209H67V207H66ZM227 210V209H226ZM14 212H16L15 214L16 215H13L14 217H11V214L12 213H14ZM236 213V212H235ZM40 215V214H39ZM42 215V214H41ZM236 215V214H235ZM15 217V218H16ZM21 217V216H20ZM24 219V216L23 217H21L20 219ZM241 218V217H240ZM16 220V219H15ZM19 220V219H18ZM18 220H17V222H18ZM21 221V220H20ZM236 221V220H235ZM232 223H233V221H232ZM234 223H236V222H234ZM37 224V223H36ZM39 224V223H38ZM37 224V225H38ZM27 225H29V224H27ZM230 225V224H229ZM38 226H40V224L38 225ZM229 227V226H228ZM232 227H234V226H232ZM236 227V226H235ZM239 227V226H238ZM243 227V226H242ZM38 228V227H37ZM4 234V235H5ZM11 234H12V232H11ZM6 236V235H5ZM226 236V235H225ZM202 238V237H201ZM225 238V237H224ZM199 239V238H198ZM230 239V238H229ZM226 240H227V238H226ZM197 241V240H196ZM228 241V240H227ZM214 242V241H213ZM220 242V241H219ZM221 243V242H220ZM238 243H236V245H237ZM251 244V243H250ZM214 245V247L217 249L218 248V246H216V244H213ZM212 245V246H213ZM246 245V244H245ZM244 245V246H245ZM206 246V245H205ZM222 246V245H221ZM242 246V245H241ZM247 246V245H246ZM249 246V245H248ZM214 247H211L212 248V251L213 250H215L214 249ZM228 247H229V245H228ZM178 248H180V246L178 247ZM235 248V247H234ZM245 248V247H244ZM249 248V247H248ZM253 248V247H252ZM255 248V247H254ZM176 249V248H175ZM174 249V252H176L177 250H175ZM209 249H210V247H209ZM222 249V248H221ZM211 250V249H210ZM220 250V249H219ZM246 250V249H245ZM217 251H218V249H217ZM216 250L213 252V253H215V252H217ZM222 251V250H221ZM190 253H188V250L187 251H184V254H181V252L180 251H178V253L176 252V253H174L172 256H171V258H172V260L171 261H169L170 263L171 262H174V263H176V264H196L197 262H198V260H200V258L196 255V254H194L193 252L191 253V251H189ZM205 252V251H204ZM209 252V251H208ZM199 253V252H198ZM229 253V252H228ZM264 253V252H263ZM232 254V253H231ZM251 254V253H250ZM249 254V255H250ZM1 255V254H0ZM22 255V254H21ZM26 255V254H25ZM194 255H196V256H194ZM204 255V254H203ZM20 256V255H19ZM19 256H18V258H19ZM202 256V255H201ZM0 257H2V255L0 256ZM27 257V256H26ZM26 257H24V258H26ZM38 257V256H37ZM197 257L199 258V259H197ZM264 257V256H263ZM17 258V259H18ZM20 258H21V256H20ZM66 259H68V260H65L64 262H62L60 259H58V256H56V257H54V258H51V260H43V261H41V260H34V261H27V260H25V261H27V262H24V260L23 259H21V261H22V263H20V262H18L17 264H81V260H82V258H67V257H65ZM149 258V257H148ZM212 258H214V257H212ZM233 257H231V259H232ZM244 258V257H243ZM46 259V258H45ZM246 259V258H245ZM248 259V258H247ZM252 259V258H251ZM15 260V259H14ZM58 260H60V261H58ZM214 260V259H213ZM243 260V259H242ZM13 261V260H12ZM18 261V260H17ZM94 260H89V262H87L86 264H97V263H95V262H93ZM238 261V260H237ZM157 262V261H156ZM167 262H168V260H167ZM167 262H165V261H163V263L165 264V263H167ZM12 263V262H11ZM112 263V262H111ZM231 263V262H230ZM247 263H248V261H247ZM9 264V263H8ZM155 264V263H154ZM232 264V263H231Z\"/></svg>",
  "mask_w": 264,
  "mask_h": 264
}]
</instances>
